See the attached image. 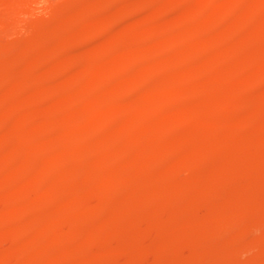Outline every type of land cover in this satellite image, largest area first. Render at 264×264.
<instances>
[{
  "label": "rangeland",
  "instance_id": "rangeland-1",
  "mask_svg": "<svg viewBox=\"0 0 264 264\" xmlns=\"http://www.w3.org/2000/svg\"><path fill=\"white\" fill-rule=\"evenodd\" d=\"M2 1L4 2V4L2 3ZM7 1L8 2H5L4 0H0V2H1L0 5H2V6H0V16H1L0 20L2 21V22L0 21L1 22L0 23V43H1V45H0V60H2V62H4V63H1V61H0V63H1L0 66H2L4 71H6L5 72L6 74L13 76L14 79H12L11 76L4 74L3 72L0 74V84H1V82L3 83L0 85V94L2 92V90H1V87H2V89L6 90V93L8 92L7 93L8 96L12 99L13 98H23V97L29 96L30 100L31 99H33V100H31V101L29 100L26 103V105L23 104L22 106L19 107V109L18 108L14 109L11 106L0 104V127H1L0 128V137L3 136L2 138H0V141L5 138L4 140L5 141L7 140L6 142L9 146L8 147L9 149H7V150L0 149L1 150L0 151V204H1L0 205V225L2 224L1 225L2 227L0 226V238H1L0 239V264H6L4 262L6 257L11 256L12 258H14L19 253H20L19 254L20 256H18V257L22 258L24 260H22L21 262H18V264H26V263L36 264L38 262V260H40V257H43L42 255H44V257H45V258H43L45 261V262H43L44 264H69V262H71V260H73V261L70 264H73V262H74V264H83V263L85 264L86 262H87V264H89L88 262H89L90 258L92 259L90 261L91 262L90 264H94V262H95V264H97V263L98 264H126V262L123 261L125 259L124 255L126 253H127L126 254L127 256H130V254H128V252L129 251H131L129 253L133 252L131 254V256L132 257L134 256L136 258L135 259V261H136V260L140 259L139 256L141 255V253H143V251L148 249V248L150 249V250L148 249L150 251V253L148 254L149 256L146 255L144 258H142L143 260H138L139 264H165L167 262H169L168 264H175V263L176 264H186V263L187 264H204V263L205 264H210V263L211 264H219V262H220V264H225V263L226 264H264V259L261 260V259H258V257H256L259 249L264 248V232H263L264 231V205H263L264 200L260 202L261 198L258 197L260 195L259 193H262V191H263V189L261 188L263 185H261V186L259 185L260 182L262 183V181H260V182H258L259 184L256 183L258 185L254 184L253 185L254 187H252L251 184L248 182V181H250L251 177H253V178L256 177L257 180L259 178V180L261 179L264 181V175H262V174H264V137H260L259 139L258 138L254 139L253 141L249 137L246 138L247 135L248 136L250 135V133L252 132V129L254 130L255 128H257L256 124L261 125V127L264 128V126H263L264 125V83H262V81H264V78H263L264 77V60L257 59L255 56H254V58H251V57L249 58L250 55H252V57H253L254 54L253 53L250 54V53L253 51L252 49L255 46H257V47L261 46L260 48H262V50L264 48V39H263L264 36H262L264 34L260 35L261 38H259L260 36L258 34H256L258 36V39L256 36V39H257L256 40L255 39L256 31L254 30L256 27V29L258 28L257 31L258 30L259 31L261 30L262 32L264 31L263 30L264 29V14H263L264 10H263V13H260V14L259 13L257 14V12H256L257 10H259L260 7L264 6V0H259V1L256 0V2H253L255 0H243L244 2H241L242 0H237V1L236 0H145V1L144 0H136V1L133 0L134 2L132 0H127V1H130V3H131V1L133 3H135V2L137 3V1H138L139 5H141L143 3L141 7H143V5H145L143 8H145V10L148 8L145 14H144V12H140L141 10H139L140 14L139 13L137 14V11L131 9V5H130V8L128 7L129 4L127 2L125 3L126 5L124 7L122 4H120V6H121V8H120L117 6L118 3L115 5L114 3L113 4L103 3V0H82V1H84L83 3L89 2L88 6H92L91 9H89V7L86 6L89 9L88 11L85 12V15L86 16L88 15L86 20H89V23L86 21L88 23L86 25H83L84 23L79 24V23H77V21L72 22L71 19H70V21H71L70 23H72V24L67 22L69 20V18L66 16H68L70 13H71L70 15H72V17H73L72 13L81 12L79 7L76 8L74 6L73 7L69 6V3L72 5L73 0H27L26 2H23L25 0H7ZM76 1L77 0H75L74 2H76ZM113 1H115V0H113ZM116 1H118V0H116ZM222 1H223V3H221ZM28 2L30 4L26 5V3H28ZM118 2H121V0H119ZM80 3H81V1H80ZM197 3H198V6H197ZM254 3L256 4L255 5L256 8L253 7ZM146 4H147V6H146ZM221 4H222V6H221ZM78 5H79V3H77L76 6H78ZM81 5L85 9L84 4H81ZM81 5H79V6L81 7ZM257 5H260V6H257ZM66 6H68L69 8H67ZM218 7H220V8L222 7V10L219 9V11L217 12ZM70 8H72V9H70ZM128 8L130 10H128ZM84 9H82V10L84 11ZM195 9H197V10H195ZM18 10H19V12H18ZM112 10L114 12L115 11L118 12V13L115 12L116 14H114L112 12L114 15H117V16L113 17V14L111 13L112 15H110V17H108L107 20L105 18H103L107 12H109V11L111 12ZM149 10H150V12L156 10L158 13H155V12H153V13H155L157 15L158 14L161 15V13H162V18H161V16H157L158 18L153 17V19H152V17L150 18V16L147 15ZM53 11H54V13H52ZM83 11L81 12V14L82 13L84 14ZM21 12H23V13H21ZM216 12L217 13L221 12V13L213 14ZM250 12L252 13V15H255V14H257V15H255L254 17L252 16V18H251ZM253 12H255V13H253ZM258 12H262V11H258ZM133 13H136V14H133ZM210 13H211V16L209 15ZM204 14L206 17L209 16V18H205V16H203ZM174 15H175V18L173 17ZM4 16L7 18H5ZM163 16H164V18H163ZM65 17L67 18V21H66ZM72 17H70V18H72ZM195 17L198 19V21L196 20L198 23L194 22L195 20H193V19H195ZM216 17H217V19H216ZM219 17L224 18V19H226L228 17L229 20L230 19H231V21L233 20L235 23L234 24L232 21L233 29L231 30L232 26H229L230 27L229 29L227 28V26H221L220 25L221 23L220 24L218 23L219 25L217 26L216 20H218V19L220 20ZM59 18H64L63 19L64 23L65 24L69 23L70 25L67 24L65 26V28H63L61 26L63 29L60 28V24H62L60 22L62 19L58 21ZM79 18L80 17L76 16V20H78ZM81 18H84V17H81ZM103 19H105V20H103ZM228 19L226 22H228ZM7 21H10V22H7ZM231 21H229V22H231ZM4 22H5V24H4ZM82 22H84V20ZM125 23H129L131 26H128V24H127V26L124 27ZM153 23H155V24H153ZM245 23L247 26L250 25L252 27V30L255 32L254 34L251 33L252 35H249L251 37V39L249 36L247 38L248 40L250 39L249 46L247 47V45H244V47L246 46L245 50L247 48L252 50V51L247 50V52H248L247 54H248L249 59L246 60L245 59L246 57L243 58V56L247 55L246 53H245L246 55H244V52H242V56H240L241 59L236 57L238 55L227 56L226 55L227 48H228V52L229 51L233 52L232 49H233L234 45L237 44V46H235L234 48L239 47V45H241V43L243 41L246 42L245 44H247L248 41L247 40L245 41L246 38L244 39V36L247 34V30L246 29L244 30V36L242 34L243 30L240 31V28L242 26H245L244 25ZM8 24H10V25H8ZM65 24H62V25H65ZM122 24H123V26H122ZM240 24L242 26H240ZM68 25L71 27H69ZM234 25L236 26L235 29H234V27H235ZM4 26H5V28H4ZM57 26H59V27H57ZM25 27L28 29L26 30ZM221 27H223V28H221ZM37 28H38V31H37ZM55 28H57V29H55ZM67 28L68 29L70 28V30H68ZM109 28L110 29L113 28L114 30H116V28H120V29H117V30H120L118 32L119 36L116 35L114 38L112 37L110 40L108 39V42L106 43V45H103V46L102 45L101 46H93L90 44L92 42H97V40H100V37L103 36L105 33L103 31L105 29H109ZM122 28H123V30H122ZM177 28H178V31H177ZM49 29H51V30H49ZM194 29L195 30L198 29L197 31L199 33V36H200V34L203 35V36H200L199 40L197 39L198 33H194L195 32ZM29 30H30V32H29ZM45 30L46 31L48 30L47 32H51L53 30L55 33H57L56 35L59 37H57L58 38L57 40L55 39L56 37L53 38L56 43H53L54 46L51 45L52 43L50 44L51 46H53L52 51L50 49L51 47H49L50 52L51 53L54 52V55H55V56L53 55V57H52L53 61H50L49 63H46V62H48V61H46L44 64H42L40 59H36L34 53L33 54L30 53L29 50L32 46H34V47L36 46L35 48H38V47L40 48L42 45H43V49H44V45L46 44V43L44 44V41L42 42L43 44L39 45V46H37V44H35V41L38 40L37 43L39 42L38 44H40L41 43L40 40H43V39L46 40L47 37H45V36H47L46 35L47 32L45 33ZM59 30H60V32H59ZM164 30H167V33ZM173 30H174V32H176V34H174L172 32ZM182 30H183V32H182ZM86 31H87V33H86ZM35 32H38V33L40 32V34H41V32L42 33L44 32V34H42L41 36L37 35V34L35 35V34H33ZM161 32H163L162 33L163 36H164V33H165V35L168 34V37L166 35L165 38L163 37L164 39H162ZM217 32H218V34H217ZM219 32L220 33L223 32V33L220 34ZM55 33L52 32L53 36L55 35ZM169 33L171 34V37L169 36L170 35ZM177 33H179V35L180 34L181 35L185 34V35L178 36ZM159 34L161 36H159ZM33 35L36 36L37 40L35 39V37ZM172 35H173V37H172ZM175 35H177V36H175ZM253 35H254V37H253ZM39 36H40V38H37ZM214 36H216L217 39L214 38ZM201 37L202 38L204 37V38L202 39ZM213 38L216 40H214ZM82 39H84V40H82ZM259 39H260V41H258ZM63 40L64 41L65 40L66 41L67 40L77 41L76 45H73L74 47L70 48V51H71L70 54L67 53V52H69V51H66L67 49L63 50L66 52L62 53V49L64 48ZM92 40H96V41H92ZM238 40H240L241 42H239ZM57 41H58V45H60V46L56 45ZM66 41H65V43H66ZM33 42L35 45L33 44ZM47 42H48L47 44H49V41H47ZM50 42H52V41L50 40ZM259 42L261 45L259 44ZM186 43H187V45H186ZM199 43L200 44L205 43V45H203V47L205 46L204 51H203V47H201ZM47 44H46V46H47ZM78 44L80 47L78 46ZM250 44H252V45H250ZM16 45H20V46L23 45L22 46V47H24L23 49H26L28 51V53L26 51L27 54L26 53L22 54L23 52L17 51L16 48H18V47ZM65 45H67V44H65ZM226 45H229V46L227 47ZM231 45H232V47H231ZM57 46H58V48H57ZM195 46H197V47H195ZM199 46L201 47V49H199V50H201L200 51L201 53H199L198 50L196 49V48H200ZM27 47H30L29 50L27 49ZM135 47H139L141 49L143 47L144 50L146 47H148V50L146 49L145 51H150V52L153 48V50L154 49L155 50L152 53L158 51V54H159L158 57H160V59L163 61L160 62L161 60H159V58L156 56L157 59H156V57H152L155 61L153 59H151V57H147L149 60H145L144 58H138V60H136L134 62H133V60H134L133 59L131 61L132 63L131 62L126 63L123 61H121V62H123V63H121L120 60H122L123 55L126 54L125 52H128V50L133 49ZM179 47H180V50H179ZM39 48L36 49V51L42 49V48H40V49ZM54 48L57 49V51ZM241 48H243V47H241ZM31 49H32V52L35 51L34 48H31ZM58 49L61 51L62 54L60 53V51L58 54ZM183 49H184V51L182 52ZM224 49H226L225 50L226 52H224ZM45 50H46V48H45ZM144 50H143V53L145 52ZM186 51H188V52H186ZM38 52H40V51H38ZM38 52H36V53H38ZM181 52H182V55H181ZM46 53H49V51L48 52L46 51ZM66 53L70 56V57L67 56L68 57L67 60H65L66 59V57H65ZM118 53H119V55H118ZM176 53H178V54H176ZM183 53H185V54H183ZM19 54L20 55L22 54V55L20 56ZM60 54H61V57H63V54L65 55L64 56L65 59H63L64 61H62V59L60 58ZM228 54L230 55V53H228ZM47 55H49V54H47ZM231 55H232V53H231ZM233 55H234V53H233ZM36 56H38V55L36 54ZM140 56H141V53H140L139 57ZM142 56H144V55L142 54ZM104 57H107V58L109 57L108 58V65L109 66L107 65V67L101 66L102 65L101 62L103 61ZM137 57L138 56H136V58ZM164 57L167 58L166 59L167 62L165 64L163 63V62H165ZM69 58H72V59H69ZM255 58H256V61L254 60ZM26 59L28 60V64H27ZM150 59H151V61L153 60L154 64H152ZM243 59H245V60H243ZM36 60H39L40 62H37ZM158 60H159V63H161V64H159L157 62ZM8 62H10V63H8ZM155 62H157L158 65L157 64L155 65ZM124 63H126V64H124ZM9 64H12V65H9ZM13 64H15L16 66H14ZM22 64H23V67L25 65V67L23 68L24 71L21 67ZM182 64H183V66H182ZM153 65H154V67H153ZM233 65L234 66L237 65L236 66L237 71L234 70L235 68L233 69V67H234ZM10 66H14V67H10ZM18 66H20L21 68L19 69ZM64 66H66V67H64ZM4 67H5V69H4ZM59 67H60V69H59ZM177 67L180 68V71ZM2 68L0 67V70H2ZM12 68H14V69H12ZM77 68L82 69L84 71L83 72L84 74L83 75H75L74 71H76ZM223 68H226V69H223ZM9 69L12 71H8ZM90 69H91V71H90ZM131 69H133V70H131ZM232 69L234 70V72H232V73L235 77H232L233 75L231 76L232 73L230 71ZM262 69H263V71H262ZM18 70H21V71L18 72ZM182 70H185L187 75H185V73H184V75L186 77L184 79L182 78V80L180 78V80H181L180 81L178 75L183 76L181 74L183 72ZM186 70H188V72ZM58 71H61L59 73H62V71H63L67 74L65 77H63L64 75H62V77H60L61 79L62 78L63 79L60 80L55 87L52 86V88L54 90L52 88L51 89L54 92H47V93H52L50 96L48 95V97L45 98V96H47V95H44V98L43 97L40 98V95L43 93L45 86L43 87L42 81L39 83L40 78H42V75H39V74H44V75L47 74V76H48V73L51 74V73H56ZM235 71L237 73H235ZM21 72H24V77L25 78L27 77L26 78L27 81L23 77V79H21L23 82L22 81L20 82V80H19L20 78H18V77H19V74ZM27 73L28 74L30 73V74L28 75ZM35 74L38 75L36 77L37 78L39 77V79L34 78L35 83L34 82L31 83L29 80L31 79V81H33V76ZM262 74H263V76H262ZM1 75H4V76L6 75L8 78L4 77L5 78L4 79L3 76H1ZM49 76H51V78L54 79V77H52V74ZM230 76L234 79L228 80V79H230L229 78ZM44 78H45V76H44ZM250 78H252V79H250ZM260 79H263V80H260ZM58 80H59L58 78L55 79L56 82ZM174 81L176 82L175 86L172 85V83ZM259 81H261V82L259 83ZM36 82H38V83H36ZM54 82L52 84H54ZM101 82H103V84ZM111 82H113V83H111ZM43 83L45 84L44 81H43ZM98 83L100 84V86L97 85ZM253 83L254 84L256 83L259 88H257L256 84L254 85ZM252 84L256 87H254ZM102 86H104V89ZM172 86L174 88H172ZM96 88L98 90H96ZM100 88H101V90H100ZM169 89L172 90L173 92L168 93L170 91ZM254 89H255V91H254ZM67 90H68V92H67ZM243 91H244V93H243ZM248 91L250 94L248 93ZM166 92L169 95L168 94L165 95ZM240 92H242V94ZM63 93H65L66 98L69 97V99H67L66 102H64L65 101V95ZM189 93H192V95H194L193 99L191 97V101H192L191 104L186 102L184 100L185 97H183L185 94L188 95ZM25 94H26V96H25ZM44 94H46V93H44ZM94 94H96V96ZM124 94H125V96H127V95L130 96L129 98H128V96L126 97L128 100L125 99ZM171 94L174 96H172ZM61 95H64V96L61 97ZM114 95H115V97H114ZM241 95H243V97ZM165 96H167V98ZM152 97H155V98L158 97L159 98V100H157L158 102L155 100L153 101ZM170 97L173 100L170 99ZM180 97H183V98H181L179 100ZM229 97H231V98H229ZM254 97H257V100ZM158 98H156V99H158ZM243 98H245V99H243ZM61 99L63 100V103H64L63 105L66 106V108L61 107L62 108L61 109V108H57V106L54 108V105L58 104V102ZM102 99H104V100H102ZM106 99L110 100V101H107ZM112 99H113V101H112ZM135 99H136V101H134ZM241 99L244 100L245 102L242 101ZM70 100H71V102H70ZM101 100L105 102L104 105L101 104V102H102ZM208 100H210V101H208ZM175 101H177V102H175ZM227 101L229 103H227ZM241 101H242L243 105H245L244 107H243V105H241L242 104V103H240ZM98 102H100V103H98ZM185 102L188 104L186 105ZM210 102H212V103H210ZM65 103H67V105H65ZM222 103L223 104L225 103V104L223 105ZM233 103H235V104L233 105ZM106 104H108L110 106H108ZM118 104H120V106ZM113 105H114V107H112ZM168 105H170V106H168ZM123 106H125V107H123ZM159 106H161V108H159ZM203 107L205 110L202 112L201 109L203 110ZM217 109H219V110H217ZM222 109H223V111H222ZM261 110H263V111L261 112ZM88 111L90 114L88 113ZM100 111H102V112H100ZM216 111H217V113H216ZM200 112L202 114H200ZM224 112L226 115L224 114ZM88 114L90 115V118H89ZM108 115L109 116L111 115V116L109 117ZM144 115L145 116L147 115V116L144 117ZM257 115H259V116H257ZM84 117H85V119H84ZM114 117H117V118H114ZM226 117L227 118L230 117L229 120L226 119ZM119 119L120 120H127L129 122L126 121V124H123V126H121L122 124L119 125V122H117ZM151 119H152V121H151ZM233 119H234V121H231ZM211 120H213L214 122ZM240 120H242V122ZM78 121L80 124L77 123ZM205 121H206V123H204ZM258 121H259V123L261 121V123L259 124ZM113 122H114V125L113 124L110 125ZM251 122H254V123H251ZM130 123H132V124H130ZM203 123L205 124V127H204ZM49 124H51V125H49ZM143 124H145V125L143 126ZM102 125H104V126L101 127ZM214 125L217 128H215ZM57 126H58V128H57ZM228 126H229L230 130H229ZM104 127H107V128L105 129ZM173 127H174V129H173ZM211 127H213V128H211ZM244 127H247V128H244ZM102 128H104V129H102ZM178 128H181V129H178ZM235 128H238L239 132L242 133L243 136L239 132H238V135H241L242 137L241 136H239V137H241L243 139V140L240 139L241 141H243V142H241V145H242V143L244 144L243 146H240L241 148L240 147L238 149L236 148L241 153H238L236 151V149L234 148L235 153L236 152L238 153V154L236 153L237 155L234 152H232V147H234V146L230 140L231 135H233L235 133V132H231V131L235 130ZM107 129H109V130H107ZM211 129H213V130H211ZM93 130H95L96 134L98 135V137L96 136L97 140L95 139V136H94L95 140L91 139L93 136L91 137L90 134ZM102 130H103V132L105 130L104 134H103ZM178 130H180V131L177 132ZM245 130H247L248 133ZM210 133H212V134H210ZM228 133H229V135H228ZM122 134H124V135H122ZM78 135L82 137L81 140L83 139V140H87V141L83 142V140L82 141L78 140ZM212 135H214V136L216 135L217 137L216 136L214 137ZM65 136L68 137L70 141L75 139L77 136L76 140L79 143V145H78L79 147L78 148L74 147V146H76L75 143L77 141H74V143H72L73 141L70 142L68 140V138L65 139L66 138ZM59 137H61V138H59ZM115 137L117 138V140ZM121 137H122V139H121ZM88 138L91 139L92 141L91 140L89 141ZM210 138H212V139H210ZM63 139H65V140H63ZM59 140H61V143H59L60 142ZM62 140H63L64 144L62 143ZM116 141H119V143H117ZM68 142H70V144L65 145ZM110 142L112 143V145H114L116 142V144L114 146V148H115L114 151H113V147H112L110 152L108 151L105 153H104V151L97 149V147H100V145L110 143ZM124 142H129L131 146L133 145L134 148L136 147L137 149H139L140 152L142 150H144L145 152L144 151H142V152H144V154L146 153V157H148L149 159L148 158L145 159L146 157L143 154H141L139 151H138V153H140L141 156L146 161L149 160V162H147V163L143 162L142 163L141 162L142 157H140L138 153L136 154L133 151H132L133 154L128 153V155H127L125 152H124L125 153L124 154L122 152L123 145H121V143H124ZM217 142L221 143L220 144L221 146ZM87 143H88V145H86ZM216 143L218 144L217 146L224 147V149H226V150L223 149L224 151L228 152L230 150L232 152L231 154L225 153V157L227 154L230 156L234 153L235 155H232V157L230 156V158H228L229 156L227 155V157H226L227 160L223 161V159H222L221 160L222 162L218 161L219 158L218 157H217L218 159L216 158V155H217V153H216L217 147L215 146ZM32 144L34 145V147ZM57 144H58V146H57ZM84 145H86V146H84ZM120 145L122 146V148ZM135 145H137V146H135ZM245 145H247V146H245ZM55 146L61 147V148H58V150L60 152L55 148ZM189 146H191V147H189ZM244 146H245V148H244ZM46 148H47V150H46ZM50 148L57 150V152H59L61 155H68L69 157L67 159L71 162H69L67 159L63 158L61 155L58 157V159L56 158L57 160L54 159L56 161H54V160L47 161L45 159L40 160L41 158H38V156L35 157L34 154L33 155L31 154V152L36 153L38 151L41 152L42 150L48 151V149H50ZM73 148L75 149V151H77L79 149L78 153L83 155V156H81L79 154V156L82 158L85 157L86 160H85V158L84 159L77 158V159H79L77 161H75L76 158H75V160H72V155H70V154H72L74 152ZM163 148H164V151H163ZM215 148H216V151H215ZM246 148H247V150H246ZM135 149H134V151H135ZM201 149H205L202 151L203 152L206 151V153H203L201 151ZM8 150H9V152H8ZM19 150L21 151V153ZM190 150L193 152L192 156H189L190 158L183 156L185 153L188 154L187 151L190 152L189 155H191ZM198 150L201 152H199ZM22 151H25V152H22ZM136 152H137V150H136ZM182 152H184V154ZM207 152H208V154H207ZM66 153H68V154H66ZM101 153H103V154H101ZM248 154H249V156H248ZM93 155H95V156H93ZM97 155H98V157H97ZM258 155H260V156H258ZM31 156H32V158H31ZM91 156H93V157H91ZM158 156L161 158H159ZM208 156H210V157H208ZM239 157H241V158H239ZM202 158L204 161L202 160ZM226 158H224V159H226ZM199 159H201V161H199ZM216 159H217V161H216ZM240 159H241V161H239ZM64 160H66V161L64 162ZM145 160H142V161H145ZM84 161L86 163H84ZM96 161H98V163ZM158 161L161 163H158ZM256 161H258V162L256 163ZM31 162H32V164H31ZM204 162H206V163H204ZM96 163H97V166H96ZM84 164H87V165H84ZM188 164H190V165H188ZM6 165L8 167H6ZM31 165H33V168ZM94 165H95L94 169L96 168L95 170L99 169L96 171L98 175L96 176V173H95V177H93L94 174H92L95 172V170L93 169V167H90V166H94ZM160 165L162 167H160ZM204 165H205V167H204ZM106 166H107V168H106ZM127 166H128V168H129V166L130 167H132V166L138 167L137 170L135 168L136 173L138 174V172H141V173H139L140 176L142 173L144 174V176H146L145 178H143L144 179L143 182H141L139 180V174H138V177L136 178L137 181L134 180V181L130 182L129 180H127V178H128ZM198 166H200V167H198ZM238 166H239V170L237 168ZM251 166H252V169H251ZM101 167L104 168L105 170H103ZM65 168H66V170L68 169L67 170L68 172L65 170ZM115 168L117 170H115ZM253 168H255V169H253ZM62 169H64V170H62ZM181 169L182 170L184 169L187 172L181 173ZM161 170H163V171H161ZM85 171H87L88 173ZM115 171H116V173H115ZM155 171L158 172L157 174L159 175V177H160L161 173H163V175L165 174L164 171L167 172L168 175L165 174L163 176L161 174L163 177L167 176V178H165L166 180H163V183L165 181L166 184L162 183V179H163V178L161 179L162 176L160 177L161 180H159V178L157 177L158 176L157 174H156L157 176H155V174L153 173ZM189 171H190V173H189ZM195 171H198V172H195ZM255 171H257V172H255ZM258 171H260V172L258 173ZM101 172H103L104 174H102ZM27 173H28V175H26ZM29 173H31V174H29ZM80 173L81 174L83 173V175L81 176ZM151 173H153V174L151 175ZM21 174H22V176H21ZM177 174H178V176H177ZM179 174H181V175L186 174V175L181 176ZM224 174H225V176H224ZM23 175H25V176H23ZM85 176L89 180L91 179V177L92 178L97 177L98 178L97 180H99V182H102V183L100 184L98 181L95 180L97 183H99V185H97V187L94 188L96 190H94V189L89 190L88 188H80V190H79L78 186L75 185L77 182L76 178L78 177V179H79V178L85 177ZM196 176H197V178H196ZM108 177L110 179H108ZM142 177H140V179ZM183 177H185V178H183ZM192 177H193V179H192ZM24 178H25V180H24ZM68 178H71V179L68 180ZM151 178L152 179L154 178V179L152 180ZM224 178H226V179H224ZM22 179H23V181H22ZM46 179L49 181H47ZM65 179L67 180V182L69 184H72L73 180H74L75 184L73 183L66 190L67 195H65V197L63 196V198H61L64 201L61 199H60L61 201H59V199H58V201H55V204H54L53 200H54L55 196H56V198H58L56 195L57 193H58V195L61 194L60 193V191H61L60 186L63 184V182L66 181ZM113 179L116 181H114ZM148 179H150V181ZM168 179H170V180L168 181ZM173 179H174V183H173ZM190 179H191V181H190ZM91 180H93V179H91ZM109 180H111L112 182ZM157 180H159V181H157ZM179 181H181L182 183H180ZM153 182L154 183L160 182L161 184L165 185V187H168L167 190H169L173 185L176 184V186H177V184H178L177 188L180 190L179 192H181L183 190V189H180L181 185H182L181 187H183L184 189L185 188L186 189L193 188L194 192L196 190L195 188L198 186L199 189H201V192L197 189L200 192L199 195H201L200 197H202L204 195V197H203L204 199L202 198L203 199L202 200L199 198L201 200V202H199L197 204V208L194 209L195 203L193 202L194 201L193 199H195V198L193 197V199H192V196H194V195L191 196L190 195L191 192L187 191L185 189L187 192L182 191V193L184 192L183 194H177L176 193V194L172 195L173 198H169V196H168L169 194L166 195L167 197L164 196L163 198L161 197V196H163L162 194L160 195V197L157 194L156 197H158V198L156 200V198L154 196H153L154 198H151L152 194H154V191H155V194L157 191V189L154 191L152 190V189H155V187L157 188V185L154 184ZM168 182H170V183L168 184ZM189 182H191V183L188 184ZM223 182H224V184H223ZM13 183H15V184H13ZM103 183H105L104 185L106 187L101 186ZM107 183H109V184H107ZM141 183H144V184L146 183V184L142 185ZM160 183H159V185H160ZM179 183L181 185H179ZM111 184L114 185L113 186L114 188L112 187ZM127 184H128V186H127ZM73 185H75V186H73ZM140 185H142L144 188H142V186H140ZM170 185H171V187H170ZM191 185H193V186H191ZM200 185H202V186L200 187ZM121 186H122V188H121ZM135 186H136V188H135ZM153 186H154V188H151ZM219 186H220V188H219ZM187 187H189V188H187ZM146 188H148V189H146ZM174 188L175 187L173 186V189ZM204 188H205V190H204ZM213 188H216V189H213ZM256 188H259V189H256ZM35 189H37V190H35ZM115 189H116V191H114L112 193V190H115ZM150 189H151V191H150ZM173 189L172 190L170 189V190L173 191ZM193 189H191V191ZM221 189H222V191H221ZM236 189H238V190H236ZM254 189H256L255 192H254ZM5 190H7V191H5ZM38 190H39V192H38ZM119 190L121 191V193L117 194L118 192H120ZM197 190H196V192H197ZM233 190H234V192H233ZM242 190L243 191L246 190L248 192V194L250 195V197H249L250 199L248 201L249 205L246 204V205H244L245 207H241L238 210L233 209L234 211L224 209L223 206H221V203L223 204V202L225 200L233 198L237 193L242 192ZM31 191H32V193H31ZM57 191H59V192H57ZM123 191H126V192H123ZM169 191H167V193ZM108 192L111 194H109ZM194 192L191 194H194ZM204 192L206 195L204 194ZM122 193H123V196H121ZM125 193H127V194H125ZM100 194H102V196ZM105 194H107L108 196ZM112 194L114 195V197ZM145 194H146V196H145ZM163 194H165V193H163ZM219 194L222 196V198H221V196H219ZM26 195H28V196L26 197ZM175 195H179V196L174 197ZM215 195L218 197H216ZM97 196H99V197H97ZM143 196H145L147 199H145ZM181 196L183 198H181ZM59 197H60V195H59ZM184 197H185V199H184ZM207 197H212L213 201H211L212 198L207 199ZM219 197H220V199H222L221 201H223V202L220 201ZM159 198H161L160 200L163 199V202L159 201L158 200ZM217 198L219 201L217 200ZM258 198H260V199H258ZM112 199L114 201H112ZM106 200L108 201V204H107V202H105ZM115 200H116V202H115ZM139 200H140V202H139ZM207 200H208V202H207ZM209 200L213 204L212 205L213 207L211 206L212 208L210 207V205H208V204H211ZM5 201H7V202H5ZM32 201H35V202L37 201L39 206L42 203L43 206H41V207H44L47 209H48V206H49V208L51 207L50 210H53L55 212V216L52 217L53 219L52 218L51 219L44 218L35 209H33L32 207L30 208V203ZM92 201H93V204L91 203ZM166 201H168V202H166ZM43 202H45V203H43ZM135 202H136V204H135ZM138 202H139V204L137 205ZM173 202L177 203L179 206L177 204H174ZM202 202L205 204L207 203V204L204 205ZM13 203H15V204H13ZM49 203H51V204H49ZM97 203H100V204H97ZM104 203H105V207L107 209L106 208L104 209ZM166 203H169L168 207H167ZM7 204L10 206H8ZM53 204L54 205L58 204V205L53 206ZM171 204H172V206H171ZM181 204H182V206H181ZM27 205H29L28 208H27ZM141 205H143L144 208ZM174 205L175 206L177 205V206L175 207ZM183 205L186 207H184ZM188 205H189V207H188ZM118 206L121 207V208L119 207L121 210H119ZM126 206H129V207L127 208ZM134 206H138V208L136 207V210L138 209L137 210L138 214L136 213ZM173 206H174V208H173ZM88 207H90V208H88ZM209 207H210V209H209ZM139 208H140L141 212H140ZM161 208H163V209L161 210ZM171 208H173V210ZM28 209L32 210L31 212H34V214H32L30 212V210H28ZM132 209L135 210L134 214L138 215V216L133 215L132 217H134V216L139 217V219L135 218V217H134L135 218L134 219V218H131L128 216V215H130L129 213H131L133 211ZM214 209H215L216 213H215ZM229 209H231V208H229ZM84 210L87 211V213L84 212ZM94 210H96V212ZM103 210H105V211H103ZM170 210L173 212H171ZM100 211H102V212H100ZM125 211H126V213H125ZM165 211H167V212H165ZM183 211H186L185 215L182 214ZM189 211H191V212H189ZM227 211H228V214H227ZM236 211H238V213ZM206 212H207V214H206ZM99 213H101V214H99ZM103 213H104V215H103ZM194 213H195V215H194ZM89 214H91V215L89 216ZM151 214H153V215H151ZM167 214H168V216H167ZM188 214H190V216ZM209 214H210V216H209ZM95 215H96V217H95ZM65 216H66V218H65ZM92 216L94 218L90 219V217H92ZM148 216H151V217L155 216V217H153L149 220L147 219L146 224L148 223L149 225H144L143 222H142L143 226L140 225L142 227L148 226V227H146L148 230H145L146 228H141L140 226H138L140 228H138V227L135 228L133 226V225H135L134 223L132 225H130L131 223L129 224V219H128V222H126L128 217L131 219H134L135 221L136 220L140 221V219H144V217L148 218ZM177 216H178V218H177ZM179 216H182V218L181 217L179 218ZM193 216H194V218H193ZM213 216L219 220L220 224L218 222L214 221ZM25 217H26V219H25ZM97 217L99 219L98 222H96ZM203 217H205V218H203ZM125 218H126V221L123 220ZM211 218L213 219L214 222H211L212 221ZM45 219H46V221H45ZM120 219L123 220L122 222L125 225L123 228H120V226H119L122 223V222L119 223ZM220 219H221V221H220ZM91 220L93 222L97 223L98 226L95 223H94L95 225L93 226V223H91ZM151 220H152V223H150ZM174 220H176V221H174ZM178 220L180 223L184 221L183 223L186 224L185 226H187V224L189 226H187L188 227L187 229L181 227L182 228L181 231L184 234L181 231L180 232L178 231L179 232L178 235L180 233H182L181 234L182 236L179 235L178 239L173 238L174 240H172V239L170 240V237L172 238L173 234L175 233V235H176L177 233L174 230H173V232H174L173 233L172 230H169V229L171 227H173L174 225H176L178 223ZM181 220H183V221H181ZM130 221H132V220H130ZM154 221H155V223H154ZM196 221H197V223H196ZM199 221H201V222H199ZM203 221H204V223H203ZM207 221L214 223V224L216 222L217 223V226L215 225L216 227H218V224L221 225L220 226L221 229L218 228L220 230L219 231L220 233L217 232V230H216L217 233L213 231L214 234H213V232H210L209 228H208L209 224ZM4 222H6V223H4ZM125 222L128 224H126ZM74 223H76V224L74 225ZM117 223H119V225H117L118 229L115 230V227H114V230H113V227H112L111 232H108L109 229L107 228L108 229L107 230L105 225L107 224V227H108V225L110 226V224H111V226L113 224H115L114 226H116ZM135 223H137V222H135ZM140 223L141 222H139V224ZM171 223H173V224L171 225ZM183 223H181V225H183ZM84 224H85L86 228L83 227ZM123 224H121V225L123 226ZM154 224H156V225H154ZM194 224H195V226H194ZM69 225L72 227L71 228L72 230L70 229ZM91 225H92V227H89ZM233 225L235 227H233ZM95 226L97 228H95ZM129 226L131 227V229L134 228L135 230H138V233L135 230L131 231ZM190 226H192V228H190ZM211 227H213V226H211ZM230 227L231 228L233 227V230H230L231 229ZM236 227H238V228H236ZM68 228H69V231L71 230L70 233L67 231ZM83 228H84V230H86V233L83 230ZM157 228H159V229L161 228L162 232L163 231H165V232L169 231L172 233H170L169 236H167L168 235L167 232H166V234L161 233L163 236H161V234H160L159 238H158V235H157L158 233L156 231ZM18 229H19V231H18ZM142 229L144 232H141ZM154 229H155V231H154ZM180 229H178V230H180ZM82 230L84 232H82ZM104 230H106V231H104ZM237 230L240 231V233H239L240 234L239 235L240 240H239V242L238 241L235 242L236 244H233V242H231V240H232V237H234L233 235H235L234 233H236ZM126 231H128V232H126ZM201 231H202V233H201ZM18 232L20 234H16ZM99 232H102V234H100ZM227 232H229L230 234ZM1 233H2V235H1ZM67 233L69 235H67ZM72 233H76V234H72ZM95 233H97V234H95ZM114 234H116V235H114ZM139 234H140V236H139ZM141 234L146 239L143 238V236ZM221 234H224V235H221ZM72 235H74V236H72ZM106 235H108V236H106ZM22 236H23V238H22ZM94 236H95V238H94ZM104 236H106V237H104ZM49 237H51V238H49ZM59 237L61 238V240L59 239ZM71 237H73V238L75 237V239H76L75 241L72 238V240L75 243H73L72 240H70ZM86 237H88V238H86ZM123 237L125 239H123ZM130 237H131V239H130ZM175 237H177V236H175ZM200 237H203V238H200ZM142 238L145 241L141 240ZM187 238H189V239H187ZM198 238H199V240H198ZM216 238H218L217 241L215 240ZM12 239H13V241H11ZM77 239H81V240L77 241ZM82 239H84V240H82ZM97 239H99V240H97ZM109 239L111 241H109ZM166 239H168L170 241H168ZM102 240L103 241L105 240L104 243ZM112 240H116V242H113ZM125 240H127V241H125ZM138 240H139V242H138ZM147 240H148V242H147ZM177 240H178V242H177ZM219 240H220V242H219ZM195 241H198L197 242L198 244H196ZM67 242H68L69 246H68ZM117 242H118V244H117ZM57 243H58V245H57ZM95 243L99 244V245H96ZM100 243H101V245H100ZM142 243H144V244H142ZM9 244H11L13 246H11ZM70 244H72L73 246ZM74 244H76V245L74 246ZM91 244L94 246H92ZM129 244H130V246H132L133 244H136L137 246L139 245L137 247V249L139 251H142V252H138L137 249H136L137 252H135L136 250L134 251V248H133L134 246L130 247ZM140 244H142V245H140ZM81 245H83V246H81ZM106 245H108V247H106ZM146 245L149 247H146ZM150 245H152V247ZM61 246H62V248H60ZM70 246L72 247V249L70 248ZM110 246H115L116 249L114 250V248L110 247ZM143 246H144V248H143ZM163 246H164V249H163ZM34 247H36V248H34ZM65 247L66 248L68 247V248L66 249ZM77 247H78V249H77ZM87 247H88V250H87ZM93 247H94V249H93ZM128 247H130L129 251L127 250ZM158 247H160V248H158ZM241 247H243V248H241ZM55 248L56 249L58 248L57 251ZM96 248H98V250H100V251L98 252V250H96ZM109 248L112 250H109ZM215 248L217 251L215 250ZM54 249H55L56 253H55ZM74 249H77V250H74ZM241 249H243V250H241ZM52 250L55 253V255L59 253L60 257L58 255H56V257L54 255L51 256L50 254H51ZM15 251H17V253L13 254V253H15ZM58 251H60V252H58ZM73 251L74 252L76 251L75 252L76 255L74 254ZM87 251H88V254H87ZM168 251L170 254H168ZM214 251L216 253L213 254ZM83 252L85 253V255H83L84 254ZM135 253H137L138 255L140 254L138 256L139 257L138 259H137V254H136V256L134 255ZM218 253H219V255H218ZM77 254H79L78 255L79 258L77 256ZM117 254H118V256H117ZM160 254H162V256H165V257L160 256ZM165 254H168V255H165ZM24 255H26L28 259H26V256H24ZM119 255H120V257H119ZM209 255H210V257H209ZM23 256L25 258H23ZM83 256H84V258H83ZM88 256H90V257L87 259L88 260L87 261V260H85V258H87ZM101 256H103V257L101 258ZM18 257L16 256V258H18ZM33 257L37 258V260H34ZM146 257H148V258H146ZM166 257H168V259L170 258V260H168ZM221 257H223V258H221ZM75 258H78V259L76 260ZM120 258H122V261ZM171 258H172V261H171ZM253 258H254V261H253ZM94 259L96 261H94ZM62 260H63V262H62ZM84 260H85V262H84ZM166 260H168V261H166ZM16 261H19V260L16 259ZM35 261H37V262H35ZM92 261H93V263H92ZM181 261L183 263H181ZM187 261H189V262H187ZM246 261H248V262H246ZM24 262H26V263H24ZM79 262H81V263H79ZM170 262H172V263H170ZM177 262H179V263H177ZM212 262H214V263H212ZM15 263L17 264V262H15ZM43 263L41 261V264H43ZM132 264H138V262H134Z\"/></svg>",
  "mask_w": 264,
  "mask_h": 264
},
{
  "label": "bare ground",
  "instance_id": "bare-ground-1",
  "mask_svg": "<svg viewBox=\"0 0 264 264\" xmlns=\"http://www.w3.org/2000/svg\"><path fill=\"white\" fill-rule=\"evenodd\" d=\"M4 1H5V2H8L7 0H4ZM26 1H27V0H25V1H23V2H26ZM74 1H75V0H73L72 5L69 3V6H70V7H71V6H72V7L74 6V7H76V8L79 7L80 11L82 12V11H83L82 9H84V7H83L81 4H84V6H85V9H84V11H83L84 14H83V13L81 14V12H79V13H72V14H73V17H74V18H73L72 15H70V14H71V13H70L68 16H66V17L69 18L68 21H67V18L65 17L66 21L69 22V23H70L71 21H72V22L77 21V23H79V24H80V23H82V24L84 23L83 25L88 24V23H89V20H86L88 15L86 16V15H85V12L88 11L89 9H91L92 6H88V3H89V2H88V3L85 2V3H86V4H85V3H83L84 1H82V0H77L76 2H74ZM78 1H79V2H78ZM80 1H81V3H80ZM107 1H108V2H107ZM112 1H113V0H103V3H110V4H113V3H114L115 5L118 3L117 6L121 8L120 4H122L123 7H124V6L126 5L125 3L127 2V3L129 4L128 7L130 8V5H131V9L137 11V14L139 13V10H141L140 12H144V14H145L146 11H147V9H148V8H147V9L145 10V8H143L145 5H143V7H141L143 3H142L141 5L138 4V1H137V3H136V2L133 3V2L136 1V0H134V1L132 0L133 2L131 1V3H130V1H127V0H126V1H125V0H121L122 3H121V2H118L119 0H118V1L115 0V1H113V2H112ZM144 1H145V0H144ZM236 1H237V0H236ZM257 1H259V0H257ZM21 2H22V1H21ZM70 2H71V1H70ZM111 2H112V3H111ZM123 2H124V3H123ZM239 2H240V1H239ZM241 2H244V1L242 0ZM253 2H256V0L253 1ZM0 3H1V2H0ZM2 3L4 4L3 1H2ZM75 3H76V4H75ZM77 3H79V5H81L82 8H81L79 5L76 6ZM221 3H223V1H222ZM258 3H259V2H258ZM258 3H257V4H258ZM5 4H6V3H5ZM8 4H9V3H8ZM27 4L29 5L30 3L28 2V3H26V5H27ZM74 4H75V5H74ZM93 4H94V3H93ZM67 5H68V4H67ZM255 5H256V4L254 3V4H253V7H254V8H256ZM0 6H2V5H0ZM7 6H8V5H7ZM86 6L89 7V9H88ZM146 6H147V4H146ZM197 6H198V3H197ZM221 6H222V4H221ZM249 6H250V5H249ZM257 6H260V5H257ZM25 7H26V6H25ZM66 7L69 8L68 6H66ZM104 7H105V6H104ZM148 7H149V6H148ZM150 7H151V6H150ZM223 7H224V6H223ZM5 8H6V7H5ZM19 8H20V7H19ZM129 8H128V10H130ZM263 8H264V6H263V7H260L259 10L256 11L257 14H258V13H259V14H260V13H263V10H264ZM11 9H12V8H11ZM70 9H72V8H70ZM150 9H151V8H150ZM198 9H199V8H198ZM219 9L222 10V7H221V8L218 7L217 12L219 11ZM133 10H132V11H133ZM152 10H153V9H152ZM195 10H197V9H195ZM258 11H262V12H258ZM18 12H19V10H18ZM112 12H113L114 14L118 13L117 11H115V12H116V13H115V12L112 10L111 12H110V11L107 12V13H106L107 16L104 15L103 18H105V19L107 20L108 17H110V15L113 14ZM153 12L158 13L156 10H155V11H151V12H150V10H149V12L147 13V15H149L150 18L152 17V19H153V17H157V16H161V18H162V13H161V15H160V14L157 15V14H155V13H153ZM174 12H175V11H174ZM213 12H214V11H213ZM217 12H216V13H213V14H219V13H221V12H219V13H217ZM251 12H252V11H251ZM251 12H250V14H251L250 17H251V18H252V16L254 17L255 15H257V14L252 15ZM16 13H17V12H16ZM21 13H23V12H21ZM52 13H54V11H53ZM111 13H112V14H111ZM122 13H123V12H122ZM131 13H132V12H131ZM253 13H255V12H253ZM78 14H79V15H78ZM114 14H113V17H114V16H117V15H114ZM133 14H136V13H133ZM139 14H140V13H139ZM223 14H224V13H223ZM263 14H264V13H263ZM51 15H52V14H51ZM51 15H50V16H51ZM75 15L78 16V17H80V18L78 19L79 21L76 20V16H75ZM108 15H109V16H108ZM201 15H202V14H201ZM209 15L211 16V13H210ZM225 15H226V14H225ZM98 16H99V15H98ZM203 16H205V14H204ZM226 16H227V15H226ZM241 16H242V15H241ZM0 17H1V16H0ZM4 17H5V16H4ZM9 17H10V16H9ZM16 17H17V16H16ZM18 17H19V16H18ZM54 17H55V16H54ZM70 17H72V18H70ZM81 17H84V18H81ZM173 17L175 18V15H174ZM222 17H223V16H222ZM2 18H3V17H2ZM5 18H7V17H5ZM157 18H158V17H157ZM159 18H160V17H159ZM163 18H164V16H163ZM199 18H200V17H199ZM205 18H209V16H208V17L205 16ZM211 18H212V17H211ZM219 18H220L221 21H220L219 19H218V20H219L220 22H219L218 20H216V22H217V23H216L217 26L221 23V24H220L221 26H227V28L229 29V28H230L229 26H232L233 23H234V21L232 20V21H233V23H232L231 19L229 20L228 17H227L226 19L221 18V17H219ZM61 19H62V20H61ZM63 19H64V18H59L58 21L61 20L60 23L65 24L64 21H63ZM70 19H71V21H70ZM73 19H74V20H73ZM81 19H82V20H81ZM105 19H103V20H105ZM200 19H201V18H200ZM214 19H215V18H214ZM216 19H217V17H216ZM223 19H224V20H223ZM227 19H228V22H226ZM242 19H243V18H242ZM256 19H257V18H256ZM3 20H4V19H3ZM83 20H84V22H82ZM193 20H195L194 22L198 23V22H197L198 19H197L196 17H195V19H193ZM196 20H197V21H196ZM254 20H255V19H254ZM0 21H1V20H0ZM10 21H11V20H10ZM10 21H7V22H10ZM66 21H65V22H66ZM86 21H87L88 23H87ZM139 21H140V20H139ZM229 21H231V22H229ZM246 21H247V20H246ZM1 22H2V21H1ZM1 22H0V23H1ZM203 22H204V21H203ZM235 22H236V21H235ZM60 23H59V24H60ZM69 23H67V24H69ZM206 23H207V22H206ZM218 23H219V24H218ZM238 23H239V22H238ZM241 23H242V22H241ZM4 24H5V22H4ZM10 24H11V23H10ZM10 24H8V25H10ZM62 24H60V28H62V27L65 28V26L67 25V24H65V25H62ZM70 24H72V23H70ZM70 24H69V25H70ZM127 24H128V26H131L129 23H125L124 27H126ZM153 24H155V23H153ZM234 24H235V23H234ZM11 25H12V24H11ZM57 25H58V24H57ZM69 25H68V26H69ZM196 25H197V24H196ZM236 25H237V24H236ZM244 25H245V26H242V25L240 24V26H242V27L240 28V31L243 30V31H242V34H243V36H244V30H245V29L247 30V34L244 36V39L246 38L245 41H246V40L248 41L247 44H245L246 42L243 41L244 43L242 42L241 45H239V47L234 48L235 46H237V44L234 45V47H233L234 50L231 48L233 52H230V51L228 52V48H227V50L224 49V52L227 51V53H226L227 56H236V55H238V56H236V57H238V58L241 59L240 56H242V52H244V55H246V54L248 53L247 50H251V49H249V48H247V49L245 50L246 46L244 47V45H247V47L249 46L250 39H251V37H250L249 35H252L251 33L254 34L255 32L252 30V27H251L249 24H248L249 26H247L246 23H245ZM27 26H28V25H27ZM41 26H42V25H41ZM51 26H52V25H51ZM61 26H62V27H61ZM68 26H67V27H68ZM122 26H123V24H122ZM234 26H235V25H234ZM6 27H7V26H6ZM28 27H29V26H28ZM57 27H59V26H57ZM69 27H71V26H69ZM120 27H121V26H120ZM124 27H123V28H124ZM190 27H191V26H190ZM4 28H5V26H4ZM25 28H26V27H25ZM63 28H62V29H63ZM81 28H82V27H81ZM123 28H122V30H123ZM127 28H128V27H127ZM172 28H173V27H172ZM175 28H176V27H175ZM196 28H197V27H196ZM221 28H223V27H221ZM235 28H236V26L234 27V29H235ZM238 28H239V27H238ZM27 29H28V28H26V30H27ZM55 29H57V28H55ZM55 29H54V30H55ZM67 29H68V28H67ZM117 29H120V28H116V30H114L113 28H111V29H110V28H109V29H105L106 31H105V30L103 31V32H105V33H104L103 36H101L102 38L100 37V40H97V42H92V43L89 42V43H90L91 45H93V46H101V45L103 46V45H106V43L108 42V39L110 40L112 37L114 38L116 35L119 36V35H118V32H119L120 30H117ZM216 29H217V28H216ZM228 29H227V30H228ZM232 29H233V26L231 27V30H232ZM257 29H258V28H257ZM257 29H256V27H255V29H254V30L256 31V33H255V39H256V36H257L256 34H258L259 36L262 35V34H264V31H263V32H262L261 30H260V31H259V30L257 31ZM262 29H263V28H262ZM49 30H51V29H49ZM68 30H70V28H69ZM122 30H121V31H122ZM175 30H176V29H175ZM194 30H195V29H194ZM197 30H198V29H197ZM197 30H195V32H194V31H193V32H194V33H198ZM227 30H226V31H227ZM263 30H264V29H263ZM33 31H34V30H33ZM37 31H38V28H37ZM40 31H41V30H40ZM47 31H48V30H47ZM47 31L45 30V33H46ZM55 31H56V30H55ZM164 31H166V33H167V30H164ZM177 31H178V28H177ZM220 31H221V30H220ZM223 31H224V30H223ZM29 32H30V30H29ZM29 32H28V33H29ZM52 32L55 33L53 30H52L51 32H47V33H46L47 36L44 35L45 37H47L46 40L42 38L43 40H40V41H41L40 44H38L39 42L37 43L38 40L36 39V36H35V35L37 34V35H40V36H41L42 34H44V32H43V33L41 32V34H40V32H39V33H38V32L33 33V34H35V35H33V36H34L35 39L37 40V41H35V44H37V46L42 45V44H43V43H42L43 41H44V44H45V43L47 44V43H48L47 41H49V44H47V46H46V44L44 45V49H43V45L40 47V48H42L43 50L40 49V48L38 47V48L40 49V50H38V51H40V52L36 51V49H38V48H35L36 46H35V47H34V46H32V47L30 46L31 48H34V50H35V51L33 50L34 52H32V49H31L30 47H27L28 50H29V48H30L29 52L32 53V54L34 53L36 59H40V61H41L42 64H44L46 61H48V62H46V63H49L50 61H53V60H52V57H53V55H54V52H52V53H53V54H52V53L50 52V49H51V51H52V48H53V46H54L53 43H56V42L54 41L53 38L56 37L55 39L57 40V39H58L57 37H59V36L56 35L57 33H55V35L53 36ZM59 32H60V30H59ZM169 32H170V31H169ZM172 32H173L174 34H176V32H174V30H173ZM182 32H183V30H182ZM213 32H214V31H213ZM224 32H225V31H224ZM245 32H246V31H245ZM28 33H27V34H28ZM86 33H87V31H86ZM159 33H160V32H159ZM162 33H163V32H161L162 39H164L166 35H167V37H168V34L165 35V33H164V36H163ZM170 33H171V32H170ZM170 33H169V34H170ZM180 33H181V32H180ZM219 33H220V32H219ZM221 33H223V32H221ZM221 33H220V34H221ZM102 34H103V33H102ZM133 34H134V33H133ZM157 34H158V33H157ZM210 34H211V33H210ZM217 34H218V32H217ZM217 34H216V35H217ZM60 35H61V34H60ZM71 35H72V34H71ZM90 35H91V34H90ZM161 35L159 34V36H161ZM177 35L180 36L181 34L179 35V33H177ZM177 35H175V36H177ZM183 35H185V34H182L181 36H183ZM195 35H196V34H195ZM40 36L37 37V38H40ZM44 36H43V37H44ZM169 36L171 37V34H170ZM197 36H198L197 39L199 40L200 36H203V35L200 34V36H199V33H198ZM248 36L250 37L249 40L247 39ZM262 36H264V35H262ZM68 37H69V36H68ZM163 37H164V38H163ZM167 37H166V38H167ZM172 37H173V35H172ZM253 37H254V35H253ZM72 38H73V37H72ZM84 38H85V37H84ZM160 38H161V37H160ZM201 38H202V37H201ZM203 38H204V37H203ZM203 38H202V39H203ZM214 38H216V36H214ZM214 38H213V39H214ZM240 38H241V37H240ZM242 38H243V37H242ZM259 38H261V36H260ZM33 39H34V38H33ZM52 39H53V40H52ZM61 39H62V38H61ZM69 39H70V38H69ZM96 39H97V38H96ZM216 39H217V38H216ZM216 39H214V40H216ZM234 39H235V38H234ZM257 39H258V36H257ZM257 39H256V40H257ZM263 39H264V38H263ZM50 40H51L52 42H50ZM75 40H76V39H75ZM82 40H84V39H82ZM192 40H193V39H192ZM45 41H46V42H45ZM60 41H61V40H60ZM65 41H66V40H65ZM65 41L63 40V42H64V43H63V44H64V48L62 49V53H63V52H66V51H69V52H67V53L70 54V52H71V51H70V48L74 47L73 45H76V42H77V41L70 40V41H71V42H70L69 40H67L66 43H65ZM88 41H89V40H88ZM92 41H96V40H92ZM188 41H189V40H188ZM238 41L241 42L240 40H238ZM258 41H260V39H259ZM24 42H25V41H24ZM164 42H165V41H164ZM199 42H200V41H199ZM226 42H227V41H226ZM2 43H3V42H2ZM5 43H6V42H5ZM5 43H4V44H5ZM51 43H52V44H51ZM141 43H142V42H141ZM33 44H34V42H33ZM35 44H34V45H35ZM50 44L53 45V46H51ZM65 44H67V45H65ZM87 44H88V43H87ZM199 44H200V43H199ZM212 44H213V43H212ZM238 44H239V43H238ZM259 44H260V42H259ZM0 45H1V43H0ZM26 45H27V44H26ZM56 45H58V41H57V44H56ZM140 45H141V44H140ZM144 45H145V44H144ZM183 45H184V44H183ZM186 45H187V43H186ZM203 45H205V43H203V44L201 43V44H200L201 47H203ZM208 45H209V44H208ZM250 45H252V44H250ZM256 45H257V44H256ZM260 45H261V44H260ZM8 46H9V45H8ZM16 46L18 47V48L15 47L17 51H19V52H23L22 54L26 53L27 50H26V49H23V48H24V47H22L23 45H21V46H20V45H16ZM58 46H60V45H58ZM58 46H57V48H58ZM67 46H68V47H67ZM69 46H70V47H69ZM78 46H79V44H78ZM200 46H199V47H200ZM226 46L228 47L229 45H226ZM253 46H254V45H253ZM21 47H22V48H21ZM47 47H48V48H47ZM49 47H51V48L49 49ZM55 47H56V46H55ZM79 47H80V46H79ZM184 47H185V46H184ZM195 47H197V46H195ZM201 47H200V48H196V49L198 50L199 53H201V52H200L201 50H199V49H201ZM204 47H205V46H204ZM204 47H203V51H204ZM210 47H211V46H210ZM231 47H232V45H231ZM241 47H243V48H241ZM260 47H261V46H260ZM260 47H259V46H258V47L255 46V47L252 49L253 51L251 50L252 52L250 53V54L253 53L254 55H253V57H252V55H250L249 58H250V57H251V58H254V56H255L257 59L264 60V48H263V50H262V48H260ZM45 48H46V50H45ZM149 48H150V47H149ZM225 48H226V47H225ZM54 49H55V48H54ZM66 49H67V50H66ZM68 49H69V50H68ZM142 49L144 50L143 47H142ZM142 49L139 48V47H135V48H133V49L128 50V52H125V53H126L125 55L122 54V55H123V58H122V60H120V62L123 61V62H126V63H130L133 59H134V60H133V62H134V61L138 60V58H144L145 60H149L147 57H151V59H153L152 57H156V56L158 57V55H159V54H158V51L152 53V52L155 50V49L153 50V48H152V50H151V52H150V51H145L146 49L148 50V47H146L145 50H144V51H145L144 53H143V50H142ZM184 49H185V48H184ZM184 49L182 50V52L184 51ZM187 49H188V48H187ZM187 49H186V50H187ZM231 49H230V50H231ZM41 50H42V51H41ZM55 50L57 51V49H55ZM63 50H66V51H63ZM179 50H180V47H179ZM225 50H226V51H225ZM17 51H16V52H17ZM24 51H25V52H24ZM46 51H47V52L49 51V53H46ZM59 51H60V50L58 49V54H59ZM117 51H118V50H117ZM203 51H202V52H203ZM245 51H246V52H245ZM19 52H18V53H19ZM36 52H38V53H36ZM44 52H45V53H44ZM177 52H178V51H177ZM182 52H181V55H182ZM186 52H188V51H186ZM198 52H197V53H198ZM18 53H17V54H18ZM27 53H28V51H27ZM27 53H26V54H27ZM60 53H61V51H60ZM62 53H61V54H62ZM67 53H66V56L63 54V57H61V54H60V58L62 59V61H64L63 59H65V57H66L65 60H67V58L70 57ZM82 53H83V52H82ZM140 53H141V56L139 57ZM218 53H219V52H218ZM228 53H230V55H229ZM231 53H232V55H231ZM233 53H234V55H233ZM245 53H246V54H245ZM22 54H21V55H22ZM36 54H37L38 56H36ZM47 54H49V55H47ZM74 54H75V53H74ZM78 54H79V53H78ZM142 54H143L144 56H142ZM152 54H153L154 56H153ZM176 54H178V53H176ZM183 54H185V53H183ZM206 54H207V53H206ZM224 54H225V53H224ZM4 55H5V54H4ZM13 55H14V54H13ZM19 55H20V54H19ZM21 55H20V56H21ZM30 55H31V54H30ZM112 55H113V54H112ZM118 55H119V53H118ZM179 55H180V54H179ZM54 56H55V55H54ZM56 56H57V55H56ZM64 56H65V57H64ZM67 56H68V57H67ZM136 56H138V57L136 58ZM215 56H216V55H215ZM37 57H38V58H37ZM112 57H113V56H112ZM145 57H146L147 59H146ZM157 57H156V59H157ZM244 57H246V58H245L246 60L249 59V58H248V54H247L246 56H243V58H244ZM108 58H109V57H108ZM108 58H107V57H104V58H103V61L101 62V63H102L101 66H102V67H105V66L107 67V65H108ZM158 58H159V60H161L160 57H158ZM256 58L254 59L255 61H256ZM31 59H32V58H31ZM50 59H51V60H50ZM69 59H72V58H69ZM151 59H150V61H151ZM164 59H165V62H163V63L165 64V63L167 62V61H166L167 58L164 57ZM245 59H243V60H245ZM26 60H27V59H26ZM153 60H154V59H153ZM153 60L151 61L152 64H154V63H153ZM159 60L157 61L158 63H159ZM203 60H204V59H203ZM219 60H220V59H219ZM0 61H1V63H4V62H2V60H0ZM23 61H24V60H23ZM36 61H37V62H40L39 60H36ZM90 61H91V60H90ZM154 61H155V60H154ZM162 61H163V60H161L160 62H162ZM222 61H223V60H222ZM88 62H89V61H88ZM110 62H111V61H110ZM123 62H121V63H123ZM157 62H155V65L157 64ZM205 62H206V61H205ZM258 62H259V61H258ZM1 63H0V64H1ZM8 63H10V62H8ZM12 63H13V62H12ZM79 63H80V62H79ZM93 63H94V62H93ZM126 63H124V64H126ZM131 63H132V62H131ZM163 63H162V64H163ZM25 64H26V63H25ZM27 64H28V60H27ZM39 64H40V63H39ZM63 64H64V63H63ZM109 64H110V63H109ZM159 64H161V63H159ZM212 64H213V63H212ZM9 65H12V64H9ZM13 65L16 66L15 64H13ZM18 65H19V64H18ZM31 65H32V64H31ZM87 65H88V64H87ZM135 65H136V64H135ZM157 65H158V64H157ZM226 65H227V64H226ZM6 66H7V65H6ZM6 66H5V67H6ZM14 66H10V67H14ZM108 66H109V65H108ZM139 66H140V65H139ZM182 66H183V64H182ZM233 66H234V65H233ZM233 66H232V67H233ZM236 66H237V65H236ZM236 66L233 67V69L235 68L234 70H236V68H237ZM251 66H252V65H251ZM0 67L2 68V66H0ZM5 67H4V69H5ZM18 67H19V69H20L21 67H22V69H23V68L25 67V65H24V67H23V64H22L21 67H20V66H18ZM64 67H66V66H64ZM74 67H75V66H74ZM83 67H84V66H83ZM135 67H136V66H135ZM153 67H154V65H153ZM187 67H188V66H187ZM8 68H9V67H8ZM8 68H7V69H8ZM54 68H55V67H54ZM177 68H178V67H177ZM188 68H189V67H188ZM197 68H198V67H197ZM206 68H207V67H206ZM261 68H262V67H261ZM12 69H14V68H12ZM22 69H21V70H22ZM25 69H26V68H25ZM59 69H60V67H59ZM77 69H78V70H77ZM77 69H76V71H74V74H75V75H83V74H84V73H83L84 71H83L82 69H80V68H77ZM178 69H179V71H180V68H178ZM223 69H226V68H223ZM233 69H232V70H233ZM2 70H3V68H2ZM2 70H0V74H1L2 72H3L4 74H6V73H5L6 71H4V70L2 71ZM21 70H18V72H20ZM28 70H29V69H28ZM63 70H64V69H63ZM131 70H133V69H131ZM175 70H176V69H175ZM232 70L230 71L231 73L234 72V70H233V71H232ZM8 71H12V70L9 69ZM8 71H7V72H8ZM23 71H24V69H23ZM90 71H91V69H90ZM149 71H150V70H149ZM182 71H183V72H182L181 74H182L183 76L178 75V76H179V80H180V78H181V80H182V78L184 79V78L186 77L185 75H187V73L185 72V70H182ZM186 71L188 72V70H186ZM236 71H237V70H236ZM236 71H235V73H237ZM262 71H263V69H262ZM59 72H61V71H58V72H56V73H51V74H52V77H54V79L51 78V76H49V75H51L50 73H48V76H47V74H45V75H44V74H39V75H42V78H40L39 83L42 81V85H43V87L45 86V87H44L45 89H44L43 93L40 95V98H42V97L44 98V95H47V96H45V98L48 97V95L50 96L52 93H47V92H54V91H53L54 89L52 88V86L55 87V86L57 85V83H58L60 80L63 79V78L61 79L60 77H62V75H64L63 77H65L66 74H67V73H65V72H63V71H62V73H59ZM230 72H229V73H230ZM8 73H9V72H8ZM34 73H35V72H34ZM63 73H64V74H63ZM177 73H178V72H177ZM184 73H185V75H184ZM260 73H261V72H260ZM27 74H28V73H27ZM29 74H30V73H29ZM29 74H28V75H29ZM93 74H94V73H93ZM6 75H8V74H6ZM6 75H5V76H4V75H1V76H3V78H4V77H7ZM43 75L45 76V78H44ZM232 75H233V73L231 74V76H232ZM236 75H237V74H236ZM8 76H11V75H8ZM26 76H27V75H26ZM36 76H38V75L35 74V75L33 76V81H31V79H30L29 81L32 83V82H34V78H35V79H39V77L37 78ZM231 76L229 77L230 79H228V80H232V79H234V78H232V77H235V76H234V75H233L232 77H231ZM262 76H263V74H262ZM23 77H24V72H21V73L19 74V77H18V78H20V79H19L20 82L22 81L21 79H23ZM30 77H31V76H30ZM40 77H41V76H40ZM7 78H8V77H7ZM11 78L14 79L13 76H11ZM24 78H25V77H24ZM26 78H27V77H26ZM26 78H25V79H26ZM57 78H58L59 80L56 82L55 79H57ZM107 78H108V77H107ZM129 78H130V77H129ZM254 78H255V77H254ZM263 78H264V77H263ZM4 79H5V78H4ZM9 79H10V78H9ZM28 79H29V78H28ZM42 79H43V80H42ZM52 79H53L55 82H54ZM95 79H96V78H95ZM236 79H237V78H236ZM250 79H252V78H250ZM10 80H11V79H10ZM154 80H155V79H154ZM181 80H180V81H181ZM238 80H239V79H238ZM260 80H263V79H260ZM11 81H12V80H11ZM26 81H27V79H26ZM29 81H28V82H29ZM35 81H36V80H35ZM37 81H38V80H37ZM43 81L45 82V84L43 83ZM86 81H87V80H86ZM150 81H151V80H150ZM195 81H196V80H195ZM4 82H5V81H4ZM22 82H23V81H22ZM53 82H54L55 85L52 84ZM192 82H193V81H192ZM229 82H230V81H229ZM252 82H253V81H252ZM260 82H261V81H259V83H260ZM34 83H35V82H34ZM36 83H38V82H36ZM67 83H68V82H67ZM76 83H77V82H76ZM101 83L103 84V82H101ZM108 83H109V82H108ZM111 83H113V82H111ZM171 83H172V82H171ZM262 83H264V81H262ZM1 84H3V83L1 82ZM1 84H0V85H1ZM19 84H20V83H19ZM194 84H195V83H194ZM221 84H222V83H221ZM228 84H229V83H228ZM253 84H254V83H253ZM253 84H252V85H253ZM255 84H256V83H255ZM255 84H254V85H255ZM97 85L100 86L99 83H98ZM105 85H106V84H105ZM172 85L175 86V85H176V82L174 81V82L172 83ZM252 85H251V86H252ZM254 85H253V86H254ZM65 86H66V85H65ZM108 86H109V85H108ZM173 86H172V88H174ZM184 86H185V85H184ZM232 86H233V85H232ZM235 86H236V85H235ZM256 86H257V84H256ZM256 86H254V87H256ZM259 86H260V85H259ZM97 87H98V86H97ZM102 87H103V89H104V86H102ZM109 87H110V86H109ZM111 87H112V86H111ZM186 87H187V86H186ZM188 87H189V86H188ZM51 88H52L53 90H52ZM72 88H73V87H72ZM98 88H99V87H98ZM194 88H195V87H194ZM251 88H252V87H251ZM257 88H259V87L257 86ZM261 88H262V87H261ZM261 88H260V89H261ZM61 89H62V88H61ZM105 89H106V88H105ZM137 89H138V88H137ZM175 89H176V88H175ZM178 89H179V88H178ZM239 89H240V88H239ZM252 89H253V88H252ZM1 90H2V92H1V94H0V104H2V105L4 104V105L11 106V107L14 108V109H16V108L19 109L20 106H22L23 104L26 105V103L30 100L29 96H27V97H23V98H13V99H12V98H10V97L8 96V94H7L8 92L6 93V90H5V89H2V87H1ZM56 90H57V89H56ZM64 90H65V89H64ZM74 90H75V89H74ZM89 90H90V89H89ZM96 90H98V89L96 88ZM100 90H101V88H100ZM131 90H132V89H131ZM169 90H170V89H169ZM185 90H186V89H185ZM237 90H238V89H237ZM256 90H257V89H256ZM60 91H61V90H60ZM60 91H59V92H60ZM254 91H255V89H254ZM67 92H68V90H67ZM93 92H94V91H93ZM101 92H102V91H101ZM126 92H127V91H126ZM170 92L172 93L173 91L170 90L168 93H170ZM37 93H38V92H37ZM44 93H46V94H44ZM119 93H120V92H119ZM168 93L166 92L165 95H167ZM175 93H176V92H175ZM240 93L242 94V92H240ZM243 93H244V91H243ZM246 93H247V92H246ZM248 93H249V91H248ZM60 94H61V93H60ZM63 94L65 95V93H63ZM97 94H98V93H97ZM120 94H121V93H120ZM130 94H131V93H130ZM218 94H219V93H218ZM249 94H250V93H249ZM249 94H248V95H249ZM42 95H43V96H42ZM64 95H61V97L64 96ZM92 95H93V94H92ZM94 95L96 96V94H94ZM168 95H169V94H168ZM171 95H172V94H171ZM181 95H182V94H181ZM25 96H26V94H25ZM68 96H69V95H68ZM87 96H88V95H87ZM121 96H122V95H121ZM124 96H125V94H124ZM127 96H128V95H127ZM127 96H125V99H127V98H126ZM172 96H174V95H172ZM202 96H203V95H202ZM241 96L243 97V95H241ZM249 96H250V95H249ZM255 96H256V95H255ZM56 97H57V96H56ZM114 97H115V95H114ZM129 97H130V96H128V98H129ZM165 97L167 98V96H165ZM183 97H185L184 100H185L186 102H188L189 104H191V102H192V101H191V97H192V99H193L194 95H192V93H189L188 95L185 94ZM183 97H180L179 100H180L181 98H183ZM89 98H90V97H89ZM91 98H92V97H91ZM122 98H123V97H122ZM152 98H153V99H152L153 101H154V100H155V101L159 100L158 97H156V98H158V99H156L155 97H152ZM154 98H155V99H154ZM174 98H175V97H174ZM229 98H231V97H229ZM254 98H256V100H257V97H254ZM62 99H63V98H62ZM62 99L58 102V104L54 105V108H55L56 106H57V108H61V107L66 108V106L63 105L64 103H63V100H62ZM67 99H69V97L66 98V95H65V101H64V102H66ZM117 99H118V98H117ZM170 99H172V98L170 97ZM225 99H226V98H225ZM243 99H245V98H243ZM261 99H262V98H261ZM261 99H260V100H261ZM31 100H33V99H31ZM31 100H30V101H31ZM102 100H104V99H102ZM102 100H101V101H102ZM106 100H107V99H106ZM119 100H120V99H119ZM119 100H118V101H119ZM127 100H128V99H127ZM137 100H138V99H137ZM168 100H169V99H168ZM172 100H173V99H172ZM230 100H231V99H230ZM232 100H233V99H232ZM241 100H242V99H241ZM249 100H250V99H249ZM72 101H73V100H72ZM92 101H93V100H92ZM101 101H100V102H101ZM107 101H110V100H107ZM112 101H113V99H112ZM134 101H136V99H135ZM169 101H170V100H169ZM189 101H190V102H189ZM208 101H210V100H208ZM212 101H213V100H212ZM216 101H217V100H216ZM242 101H244V100H242ZM242 101H241L240 103H242ZM253 101H254V100H253ZM70 102H71V100H70ZM100 102H98V103H100ZM157 102H158V101H157ZM164 102H165V101H164ZM167 102H168V101H167ZM171 102H172V101H171ZM175 102H177V101H175ZM186 102H185V103H186ZM244 102H245V101H244ZM256 102H257V101H256ZM68 103H69V102H68ZM76 103H77V102H76ZM82 103H83V102H82ZM121 103H122V102H121ZM126 103H127V102H126ZM188 103H186V105H187ZM210 103H212V102H210ZM227 103H229V102L227 101ZM227 103H226V104H227ZM101 104L104 105L105 102L102 101ZM108 104H109V103H108ZM108 104H106V105H108ZM129 104H130V103H129ZM192 104H193V103H192ZM222 104H223V103H222ZM224 104H225V103H224ZM224 104H223V105H224ZM234 104H235V103H233V105H234ZM65 105H67V103H65ZM84 105H85V104H84ZM115 105H116V104H115ZM118 105L120 106V104H118ZM118 105H117V106H118ZM123 105H124V104H123ZM160 105H161V104H160ZM241 105H243V103H242ZM75 106H76V105H75ZM78 106H79V105H78ZM78 106H77V107H78ZM100 106H101V105H100ZM108 106H110V105H108ZM164 106H165V105H164ZM168 106H170V105H168ZM178 106H179V105H178ZM198 106H199V105H198ZM207 106H208V105H207ZM220 106H221V105H220ZM235 106H236V105H235ZM244 106H245V105H243V107H244ZM40 107H41V106H40ZM89 107H90V106H89ZM112 107H114V105H113ZM123 107H125V106H123ZM223 107H224V106H223ZM248 107H249V106H248ZM250 107H251V106H250ZM30 108H31V107H30ZM159 108H161V106H159ZM246 108H247V107H246ZM261 108H262V107H261ZM261 108H260V109H261ZM6 109H7V108H6ZM61 109H62V108H61ZM86 109H87V108H86ZM153 109H154V108H153ZM207 109H208V108H207ZM244 109H245V108H244ZM248 109H249V108H248ZM251 109H252V108H251ZM56 110H57V109H56ZM58 110H59V109H58ZM89 110H90V109H89ZM101 110H102V109H101ZM105 110H106V109H105ZM105 110H104V111H105ZM162 110H163V109H162ZM176 110H177V109H176ZM204 110H205V109H204V107H203V110L201 109V111L203 112ZM213 110H214V109H213ZM217 110H219V109H217ZM78 111H79V110H78ZM193 111H194V110H193ZM222 111H223V109H222ZM222 111H221V112H222ZM249 111H250V110H249ZM262 111H263V110H261V112H262ZM27 112H28V111H27ZM71 112H72V111H71ZM100 112H102V111H100ZM206 112H207V111H206ZM259 112H260V111H259ZM65 113H66V112H65ZM83 113H84V112H83ZM88 113H89V111H88ZM117 113H118V112H117ZM150 113H151V112H150ZM216 113H217V111H216ZM251 113H252V112H251ZM26 114H27V113H26ZM67 114H68V113H67ZM86 114H87V113H86ZM89 114H90V113H89ZM89 114H88V115H89ZM109 114H110V113H109ZM111 114H112V113H111ZM126 114H127V113H126ZM185 114H186V113H185ZM200 114H202V113L200 112ZM206 114H207V113H206ZM224 114H225V112H224ZM88 115H87V116H88ZM91 115H92V114H91ZM94 115H95V114H94ZM105 115H106V114H105ZM134 115H135V114H134ZM150 115H151V114H150ZM213 115H214V114H213ZM222 115H223V114H222ZM225 115H226V114H225ZM250 115H251V114H250ZM27 116H28V115H27ZM75 116H76V115H75ZM103 116H104V115H103ZM108 116H109V115H108ZM110 116H111V115H110ZM110 116H109V117H110ZM126 116H127V115H126ZM146 116H147V115H146ZM146 116L144 115V117H146ZM200 116H201V115H200ZM203 116H204V115H203ZM223 116H224V115H223ZM257 116H259V115H257ZM93 117H94V116H93ZM117 117H118V116H117ZM117 117H114V118H117ZM197 117H198V116H197ZM79 118H80V117H79ZM89 118H90V115H89ZM111 118H112V117H111ZM119 118H120V117H119ZM151 118H152V117H151ZM217 118H218V117H217ZM229 118H230V117H229ZM229 118L226 117V119H228V120H229ZM253 118H254V117H253ZM84 119H85V117H84ZM105 119H106V118H105ZM34 120H35V119H34ZM100 120H101V119H100ZM103 120H104V119H103ZM107 120H108V119H107ZM110 120H111V119H110ZM116 120H117V119H116ZM119 120H120V119H119ZM119 120L117 121V122H119V125L122 124L121 126H123V124H126V121H127V120H120V121H119ZM244 120H245V119H244ZM250 120H251V119H250ZM64 121H65V120H64ZM86 121H87V120H86ZM88 121H89V120H88ZM151 121H152V119H151ZM206 121H207V120H206ZM206 121H205L204 123H206ZM211 121H213V120H211ZM223 121H224V120H223ZM225 121H226V120H225ZM231 121H234V119L231 120ZM231 121H230V122H231ZM240 121L242 122V120H240ZM248 121H249V120H248ZM255 121H256V120H255ZM107 122H108V121H107ZM127 122H129V121H127ZM186 122H187V121H186ZM213 122H214V121H213ZM246 122H247V121H246ZM60 123H61V122H60ZM77 123L80 124L79 121H78ZM133 123H134V122H133ZM161 123H162V122H161ZM204 123H203V124H204ZM207 123H208V122H207ZM251 123H254V122H251ZM258 123H259V121H258ZM260 123H261V121H260ZM260 123H259V124H260ZM65 124H66V123H65ZM109 124H110V123H109ZM112 124L114 125V122L111 123L110 125H112ZM130 124H132V123H130ZM158 124H159V123H158ZM169 124H170V123H169ZM188 124H189V123H188ZM215 124H216V123H215ZM229 124H230V123H229ZM234 124H235V123H234ZM246 124H247V123H246ZM49 125H51V124H49ZM56 125H57V124H56ZM56 125H55V126H56ZM137 125H138V124H137ZM144 125H145V124H143V126H144ZM211 125H212V124H211ZM216 125H217V124H216ZM244 125H245V124H244ZM248 125H249V124H248ZM12 126H13V125H12ZM103 126H104V125H102L101 127H103ZM127 126H128V125H127ZM187 126H188V125H187ZM222 126H223V125H222ZM256 126H257V128L254 127V128H255L254 130L251 128V129H252V132L250 133L249 136L247 135L246 138L249 137V138L252 139V141H253L254 139H257V138L259 139L260 137H264V128H262L261 125H257V124H256ZM258 126H259V127H258ZM263 126H264V125H263ZM32 127H33V126H32ZM65 127H66V126H65ZM93 127H94V126H93ZM113 127H114V126H113ZM204 127H205V124H204ZM214 127H215V125H214ZM231 127H232V126H231ZM248 127H249V126H248ZM0 128H1V127H0ZM57 128H58V126H57ZM60 128H61V127H60ZM104 128L106 129L107 127H104ZM104 128H102V129H104ZM110 128H111V127H110ZM184 128H185V127H184ZM211 128H213V127H211ZM215 128H217V127H215ZM219 128H220V127H219ZM228 128H229V126H228ZM241 128H242V127H241ZM244 128H247V127H244ZM261 128H262V129H261ZM173 129H174V127H173ZM178 129H181V128H178ZM182 129H183V128H182ZM232 129H233V128H232ZM237 129H238V128H235V130H232V131H231V132H235V133H234L233 135H231V138H230L231 143H232L233 146H234V147L231 146V147H232V152H234V153H235L234 148H235V149H236V148L238 149L240 146H243V145H244L243 143H242V145H241V142H243V141H241V140H243L241 137H242L243 135H242L241 132H239V129H238V130H237ZM67 130H68V129H67ZM107 130H109V129H107ZM184 130H185V129H184ZM211 130H213V129H211ZM216 130H217V129H216ZM229 130H230V128H229ZM229 130H228V131H229ZM236 130H237V131H236ZM57 131H58V130H57ZM60 131H61V130H60ZM79 131H80V130H79ZM179 131H180V130H178L177 132H179ZM185 131H186V130H185ZM201 131H202V130H201ZM218 131H219V130H218ZM240 131H241V130H240ZM243 131H244V130H243ZM245 131L247 132V130H245ZM27 132H28V131H27ZM27 132H26V133H27ZM48 132H49V131H48ZM102 132H103V130H102ZM104 132H105V130H104ZM104 132H103V134H104ZM107 132H108V131H107ZM119 132H120V131H119ZM177 132H176V133H177ZM231 132H230V133H231ZM238 132L241 133L242 136H241V135H238ZM74 133H75V132H74ZM213 133H214V132H213ZM220 133H221V132H220ZM247 133H248V132H247ZM44 134H45V133H44ZM44 134H43V135H44ZM51 134H52V133H51ZM60 134H61V133H60ZM210 134H212V133H210ZM214 134H215V133H214ZM231 134H232V133H231ZM245 134H246V133H245ZM122 135H124V134H122ZM125 135H126V134H125ZM228 135H229V133H228ZM85 136H86V135H85ZM90 136H91V137L93 136V137L91 138L92 140H95V139H96V136L98 137V135L96 134V131H95V130H93V131L91 132ZM94 136H95V139H94ZM159 136H160V135H159ZM212 136H214V135H212ZM215 136H216V135H215ZM215 136H214V137H215ZM239 136H241V137H239ZM250 136H251V137H250ZM2 137H3V136H2ZM2 137H0V138H2ZM35 137H36V136H35ZM49 137H50V136H49ZM62 137H63V136H62ZM65 137H66V136H65ZM127 137H128V136H127ZM216 137H217V136H216ZM33 138H34V137H33ZM59 138H61V137H59ZM63 138H64V137H63ZM67 138H68V137H66L65 139H67ZM76 138H77V136H76ZM76 138L73 139V140H71V141H70L69 138H68V140H69L70 142L73 141L72 143H74V141H77ZM79 138H80V139H79ZM81 138H82V137L78 135V140H81ZM115 138H116V137H115ZM160 138H161V137H160ZM160 138H159V139H160ZM4 139H5V138H4ZM4 139L0 141V149H2V150H7V149H9V148H8L9 146H8V144H7V142H6L7 140L5 141ZM65 139H63V140H65ZM88 139H89V138H88ZM91 139H89V141H90ZM113 139H114V138H113ZM121 139H122V137H121ZM125 139H126V138H125ZM155 139H156V138H155ZM186 139H187V138H186ZM210 139H212V138H210ZM240 139H241V140H240ZM24 140H25V139H24ZM30 140H31V139H30ZM63 140H62V143H63ZM68 140H67V141H68ZM82 140H83V139H82ZM82 140H81V141H82ZM92 140H91V141H92ZM96 140H97V139H96ZM108 140H109V139H108ZM110 140H111V139H110ZM114 140H115V139H114ZM116 140H117V138H116ZM119 140H120V139H119ZM219 140H220V139H219ZM219 140H218V141H219ZM228 140H229V139H228ZM43 141H44V140H43ZM59 141H60V142H59ZM59 141H58V142L61 143V140H59ZM84 141H87V140H83V142H84ZM248 141H249V140H248ZM259 141H260V140H259ZM22 142H23V141H22ZM44 142H45V141H44ZM70 142L66 143L65 145L70 144ZM96 142H97V141H96ZM116 142L119 143V141H116ZM116 142H115V144H116ZM120 142H121V141H120ZM160 142H161V141H160ZM214 142H215V141H214ZM219 142H220V141H219ZM219 142H217V143L220 145L221 143H219ZM89 143H90V142H89ZM99 143H100V142H99ZM217 143H216V145H215V146L217 147V152H216L217 155H216V158H217V157L219 158V159L217 158L218 161H221L222 159H223V161H224V160H227V158H226L227 155H228V154H231L232 152H231L230 150H229L228 152H227V151H224V150H226V149H224V147H220L221 145H220V146H217V145H218ZM225 143H226V142H225ZM252 143H253V142H252ZM30 144H31V143H30ZM36 144H37V143H36ZM63 144H64V143H63ZM75 144H76V146H74ZM75 144H74L73 146H74L75 148H78V147H79V146H78V145H79L78 141H77ZM102 144H103V143H102ZM113 144H114V143H113ZM115 144L112 145L111 142H110V143H106V144L100 145V147H97V149H100V150L104 151V153H105V152H108V151L110 152L111 149H112V147H113V151H114V149H115V148H114ZM141 144H142V143H141ZM9 145H10V144H9ZM32 145H33V144H32ZM37 145H38V144H37ZM86 145H88V143H87ZM86 145H84V146H86ZM96 145H97V144H96ZM121 145H123V150L121 149L122 152H123V153L125 152L127 155H128V153H129V154H130V153L133 154V152L137 154L138 151H139V149H137L136 147H135V148H136V149H135L133 145L131 146L129 142L121 143ZM121 145H120V146H121ZM11 146H12V145H11ZM57 146H58V144H57ZM116 146H117V145H116ZM135 146H137V145H135ZM225 146H226V145H225ZM228 146H229V145H228ZM245 146H247V145H245ZM245 146H244V148H245ZM33 147H34V145H33ZM44 147H45V146H44ZM89 147H90V146H89ZM189 147H191V146H189ZM209 147H210V146H209ZM229 147H230V146H229ZM55 148L58 150V148H61V147H56V146H55ZM64 148H65V147H64ZM101 148H102V149H101ZM121 148H122V146H121ZM144 148H145V147H144ZM240 148H241V147H240ZM10 149H11V148H10ZM50 149H51V148H50ZM50 149H48V151H43V150H42L41 152H39V151L36 152V151H35L36 153H32V152H31V154H32V155L34 154L35 157L38 156V158H41L40 160L45 159V160H47V161H52V160H54V159H56V158L58 159V157L61 155V154L59 153L60 151L58 150L59 152H57V150H55V149H53V148H52L53 150H52V149L50 150ZM73 149H74V148H73ZM80 149H81V148H80ZM90 149H91V148H90ZM95 149H96V148H95ZM103 149H104V150H103ZM134 149H135V151H134ZM185 149H186V148H185ZM223 149H224V150H223ZM227 149H228V148H227ZM237 149H236V151H237L238 153H241V152H239ZM46 150H47V148H46ZM49 150H50V151H49ZM67 150H68V149H67ZM78 150H79V149H78ZM78 150L75 151V149H74V152H73L72 154H70L71 152L69 153L70 155H72V160H75V158H76L75 161H77V160H79V159H77V158H80V159H84V158H85V157L82 158V157L79 156L80 153H78ZM136 150H137V152H136ZM161 150H162V149H161ZM199 150H200V149H199ZM199 150H198V151H199ZM202 150H205V149H201V151H202ZM206 150H207V149H206ZM212 150H213V149H212ZM242 150H243V149H242ZM246 150H247V148H246ZM0 151H1V150H0ZM19 151H20V150H19ZM90 151H91V150H90ZM94 151H95V150H94ZM113 151H112V152H113ZM132 151H133V152H132ZM142 151H144V150H142ZM142 151H141V152L139 151V152H140L141 154H143V155L146 157V153L144 154L145 151H144V152H142ZM146 151H147V150H146ZM158 151H159V150H158ZM163 151H164V148H163ZM190 151H191V150H190ZM201 151H199V152H201ZM215 151H216V148H215ZM6 152H7V151H6ZM8 152H9V150H8ZM22 152H25V151H22ZM28 152H29V151H28ZM88 152H89V151H88ZM160 152H161V151H160ZM160 152H159V153H160ZM184 152H185V151H184ZM184 152H182V153L184 154ZM202 152H203V151H202ZM229 152H230V153H229ZM237 152H236V153H237ZM244 152H245V151H244ZM20 153H21V151H20ZM62 153H63V152H62ZM97 153H98V152H97ZM125 153H124V154H125ZM140 153H138V154H139L140 157H142ZM150 153H151V152H150ZM164 153H165V152H164ZM182 153H181V154H182ZM187 153H188V154L185 153L186 155L184 154L183 156H186V157L192 156V153H193V152L191 151V155H189L190 152L187 151ZM203 153H206V151H204ZM225 153H228V154L226 155V157H225ZM234 153H233L232 155H235V154H236V153H235V154H234ZM238 153H237V154H238ZM245 153H246V152H245ZM245 153H244V154H245ZM257 153H258V152H257ZM15 154H16V153H15ZM28 154H29V153H28ZM31 154H30V155H31ZM66 154H68V153H66ZM84 154H85V153H84ZM101 154H103V153H101ZM111 154H112V153H111ZM207 154H208V152H207ZM237 154H236V155H237ZM80 155H81V154H80ZM152 155H153V154H152ZM232 155H230V156L232 157ZM61 156H62L63 158H65V159H67V158L69 157L68 155H61ZM78 156H79V157H78ZM81 156H83V155H81ZM93 156H95V155H93ZM93 156H91V157H93ZM101 156H102V155H101ZM101 156H100V157H101ZM162 156H163V155H162ZM164 156H165V155H164ZM228 156H229V155H228ZM230 156H229L228 158H230ZM248 156H249V154H248ZM248 156H247V157H248ZM258 156H260V155H258ZM73 157H74V158H73ZM97 157H98V155H97ZM124 157H125V156H124ZM158 157H159V156H158ZM208 157H210V156H208ZM235 157H236V156H235ZM14 158H15V157H14ZM29 158H30V157H29ZM31 158H32V156H31ZM88 158H89V157H88ZM88 158H87V159H88ZM129 158H130V157H129ZM147 158H148V157H146L145 159H147ZM159 158H161V157H159ZM189 158H190V157H189ZM192 158H193V157H192ZM200 158H201V157H200ZM224 158H226V159H224ZM239 158H241V157H239ZM22 159H23V158H22ZM26 159H27V158H26ZM57 159H56V160H57ZM69 159H70V158H69ZM123 159H124V158H123ZM145 159L142 157V160H145ZM148 159H149V158H148ZM217 159H216V161H217ZM10 160H11V159H10ZM18 160H19V159H18ZM56 160H54V161H56ZM67 160H68V159H67ZM85 160H86V158H85ZM103 160H104V159H103ZM142 160H141L142 163H143V162H144V163H145V162H146V163L149 162V160H148V161H146V160H145V161H142ZM202 160H203V158H202ZM232 160H233V159H232ZM15 161H16V160H15ZM19 161H20V160H19ZM25 161H26V160H25ZM54 161H53V162H54ZM65 161H66V160H64V162H65ZM68 161H69V160H68ZM160 161H161V160H160ZM199 161H201V159H199ZM203 161H204V160H203ZM234 161H235V160H234ZM239 161H241V159H240ZM242 161H243V160H242ZM39 162H40V161H39ZM69 162H71V161H69ZM88 162H89V161H88ZM96 162L98 163V161H96ZM125 162H126V161H125ZM150 162H151V161H150ZM221 162H222V161H221ZM231 162H232V161H231ZM254 162H255V161H254ZM257 162H258V161H256V163H257ZM84 163H86V162L84 161ZM97 163H96V166H97ZM115 163H116V162H115ZM151 163H152V162H151ZM158 163H161V162L158 161ZM190 163H191V162H190ZM204 163H206V162H204ZM208 163H209V162H208ZM228 163H229V162H228ZM26 164H27V163H26ZM31 164H32V162H31ZM73 164H74V163H73ZM87 164H88V163H87ZM87 164H84V165H87ZM105 164H106V163H105ZM105 164H104V165H105ZM111 164H112V163H111ZM177 164H178V163H177ZM183 164H184V163H183ZM200 164H201V163H200ZM200 164H199V165H200ZM155 165H156V164H155ZM162 165H163V164H162ZM180 165H181V164H180ZM188 165H190V164H188ZM257 165H258V164H257ZM3 166H4V165H3ZM31 166H32V168H33V165H31ZM35 166H36V165H35ZM64 166H65V165H64ZM75 166H76V165H75ZM100 166H101V165H100ZM116 166H117V165H116ZM151 166H152V165H151ZM186 166H187V165H186ZM230 166H231V165H230ZM6 167H8V166L6 165ZM29 167H30V166H29ZM68 167H69V166H68ZM90 167H93V169H94L95 165H94V166H90ZM103 167H104V166H103ZM160 167H162V166L160 165ZM198 167H200V166H198ZM204 167H205V165H204ZM204 167H203V168H204ZM247 167H248V166H247ZM247 167H246V168H247ZM258 167H259V166H258ZM258 167H257V168H258ZM79 168H80V167H79ZM84 168H85V167H84ZM101 168H102V167H101ZM101 168H100V169H101ZM106 168H107V166H106ZM125 168H126V167H125ZM135 168H136V170H137L138 167H133V166L130 167V166H129V168H128V166H127V169H128V171H127V172H128V173H127V176H128L127 180H129L130 182H131V181H134V180L137 181L136 178L138 177V174L141 173V172H138V174H137L136 171H135ZM145 168H146V167H145ZM165 168H166V167H165ZM237 168H238V170H239V166H238ZM3 169H4V168H3ZM3 169H2V170H3ZM54 169H55V168H54ZM91 169H92V168H91ZM95 169H96V168H95ZM95 169H94V170H95ZM102 169L105 170L104 168H102ZM148 169H149V168H148ZM161 169H162V168H161ZM194 169H195V168H194ZM196 169H197V168H196ZM199 169H200V168H199ZM248 169H249V168H248ZM251 169H252V166H251ZM253 169H255V168H253ZM8 170H9V169H8ZM59 170H60V169H59ZM59 170H58V171H59ZM62 170H64V169H62ZM65 170H66V168H65ZM67 170H68V169H67ZM67 170H66V171H67ZM97 170H99V169H97ZM97 170H95V172L92 173V174H94L93 177H95V173H96V176L98 175L97 172H96ZM115 170H117V169L115 168ZM188 170H189V169H188ZM207 170H208V169H207ZM4 171H5V170H4ZM10 171H11V170H10ZM80 171H81V170H80ZM101 171H102V170H101ZM138 171H139V170H138ZM161 171H163V170H161ZM193 171H194V170H193ZM199 171H200V170H199ZM235 171H236V170H235ZM245 171H246V170H245ZM50 172H51V171H50ZM67 172H68V171H67ZM85 172H87V171H85ZM92 172H93V171H92ZM103 172H104V171H103ZM103 172H101V173L104 174ZM109 172H110V171H109ZM142 172H143V171H142ZM149 172H150V171H149ZM149 172H148V173H149ZM155 172H156V171H155ZM155 172H153V173L155 174V176H157V175H158V174H157L158 172H156V173H155ZM176 172H177V171H176ZM186 172H187L186 170H184V169L182 170V169H181V173H186ZM195 172H198V171H195ZM195 172H194V173H195ZM203 172H204V171H203ZM231 172H232V171H231ZM243 172H244V171H243ZM255 172H257V171H255ZM259 172H260V171H258V173H259ZM47 173H48V172H47ZM54 173H55V172H54ZM87 173H88V172H87ZM90 173H91V172H90ZM115 173H116V171H115ZM153 173H151V175H152ZM160 173H161V172H160ZM164 173H165L166 175H168L166 171H164ZM189 173H190V171H189ZM192 173H193V172H192ZM261 173H262V172H261ZM29 174H31V173H29ZM48 174H49V173H48ZM48 174H47V175H48ZM80 174H81V173H80ZM92 174H91V175H92ZM111 174H112V173H111ZM142 174H143V173H142ZM142 174H141V176H140V174H139V180H140L141 182H143V180H144L143 178L146 177V176H144V174H143V175H142ZM156 174H157V175H156ZM161 174L163 175V173H161ZM161 174H160V177L162 176ZM165 174H164V175H165ZM196 174H197V173H196ZM202 174H203V173H202ZM26 175H28V173H27ZM76 175H77V174H76ZM82 175H83V173L81 174V176H82ZM105 175H106V174H105ZM117 175H118V174H117ZM147 175H148V174H147ZM164 175H163V176H164ZM179 175H181V174H179ZM185 175H186V174L181 175V176H185ZM189 175H190V174H189ZM189 175H188V176H189ZM194 175H195V174H194ZM253 175H254V174H253ZM255 175H256V174H255ZM262 175H264V174H262ZM262 175H261V176H262ZM21 176H22V174H21ZM23 176H25V175H23ZM68 176H69V175H68ZM68 176H67V177H68ZM77 176H78V175H77ZM86 176H87V175H86ZM86 176H85V177H81V178H79V179H78V177H77V178H76V181H77L76 184L74 183V182H75V181L73 180L74 178L72 179V180H73V183H74L75 185L78 186L79 190H80V188H88L89 190H92V189L96 188L97 185H99V183H100V184L102 183V182H99V180H97V179H98L97 177H96V178H92V177H91V179H93V180H91V179L89 180V179L87 178L88 176H87V177H86ZM109 176H110V175H109ZM142 176H143V177H142ZM163 176L161 177V179L163 178V179H162V183H163V180H166L165 178H167V176H165V177H163ZM175 176H176V175H175ZM177 176H178V174H177ZM203 176H204V175H203ZM209 176H210V175H209ZM224 176H225V174H224ZM248 176H249V175H248ZM257 176H258V175H257ZM72 177H73V176H72ZM72 177H71V178H72ZM75 177H76V176H75ZM140 177H142V178L140 179ZM149 177H150V176H149ZM157 177L159 178V180H161L160 177H159V175H158ZM179 177H180V176H179ZM226 177H227V176H226ZM20 178H21V177H20ZM22 178H23V177H22ZM27 178H28V177H27ZM71 178H68V180L71 179ZM112 178H113V177H112ZM115 178H116V177H115ZM122 178H123V177H122ZM183 178H185V177H183ZM187 178H188V177H187ZM196 178H197V176H196ZM217 178H218V177H217ZM247 178H248V177H247ZM247 178H246V179H247ZM249 178H250V177H249ZM77 179H78V180H77ZM108 179H110V178L108 177ZM151 179H152V178H151ZM153 179H154V178H153ZM153 179H152V180H153ZM156 179H157V178H156ZM174 179H175V178H174ZM174 179H173V183H174ZM179 179H180V178H179ZM192 179H193V177H192ZM209 179H210V178H209ZM224 179H226V178H224ZM24 180H25V178H24ZM46 180H47V179H46ZM65 180H66V179H65ZM72 180H71V181H72ZM95 180L98 181L99 183H97ZM113 180H114V179H113ZM124 180H125V179H124ZM148 180L150 181V179H148ZM159 180H157V181H159ZM169 180H170V179H168V181H169ZM187 180H188V179H187ZM247 180H248V179H247ZM8 181H9V180H8ZM22 181H23V179H22ZM22 181H21V182H22ZM47 181H49V180H47ZM105 181H106V180H105ZM109 181H111V180H109ZM114 181H116V180H114ZM129 181H128V182H129ZM146 181H147V180H146ZM181 181H182V180H181ZM181 181H179V182L182 183ZM190 181H191V179H190ZM260 181H262V183H261ZM19 182H20V181H19ZM19 182H18V183H19ZM66 182H67V180H66L65 182H63V184L60 186V189H61V191H60L61 194H59L60 197H59L58 193L56 194L58 198H56V196L54 195L55 198H56V199L54 198V200H53L54 204H55V201H58V199H59V201L63 200V199H61V198H63V196L65 197V195H67L66 190L69 188L70 185L73 184V183H72V184H69L68 182H67V183H66ZM103 182H104V181H103ZM107 182H108V181H107ZM111 182H112V181H111ZM175 182H176V181H175ZM177 182H178V181H177ZM184 182H185V181H184ZM186 182H187V181H186ZM245 182H246V181H245ZM248 182L251 184L252 187H254L253 185L256 184V183H258V182H260V184L258 183L260 186L263 185V186L261 187V188L263 189L262 193H259L260 195L258 194V195H259L258 197L261 198V199L258 198V199H260V202L263 201V200H264V188H263V187H264V181L261 180V179L259 180V178H258V180H257L256 177H255V178L251 177V178H250V181H248ZM24 183H25V182H24ZM24 183H23V184H24ZM28 183H29V182H28ZM39 183H40V182H39ZM57 183H58V182H57ZM70 183H71V182H70ZM139 183H140V182H139ZM147 183H148V182H147ZM150 183H151V182H150ZM153 183H154V182H153ZM159 183H160V182H155L154 184L157 185V188L155 187V189H152L153 191L157 189L156 194H155V191H154V194H152V196H151V198H154V197H155L156 200H157V198H158V197H156L157 194L159 195V197H160V195L162 194V195H163V196H161L162 198H163L164 196H166V195L169 194V195H168L169 198H173L172 195H174V194H176V193H177V194H183L186 190H187V191H190L191 193L194 192V189L191 188V189H193V190H192L193 192H192L191 189H190L189 187H187V188H189V189H186V188H185V189H186V190H185L183 187H181L182 185H181L180 183H179V185H181V186H180V189H183V190H182V191H184L183 193H182V191L179 192L180 190L177 188V187H178V184H177V186H176V184L173 185V186L175 187L174 189H173V186L171 187V185H172V184H171V185H170V187H171L170 189H171V190L173 189V191H171L170 189H169V190H170V191H169V190H167L168 187H165V185H163V184H166L165 181H164L163 184L160 183V185H159ZM169 183H170V182H168V184H169ZM190 183H191V182H189L188 184H190ZM10 184H11V183H10ZM13 184H15V183H13ZM16 184H17V183H16ZM46 184H47V183H46ZM49 184H50V183H49ZM104 184H105V183H103L101 186L104 187V186H105ZM107 184H109V183H107ZM129 184H130V183H129ZM141 184H142V185H145L146 183H145V184H144V183H141ZM148 184H149V183H148ZM154 184H153V185H154ZM223 184H224V182H223ZM223 184H222V185H223ZM258 184H256V185H258ZM38 185H39V184H38ZM41 185H42V184H41ZM43 185H44V184H43ZM47 185H48V184H47ZM57 185H58V184H57ZM75 185H73V186H75ZM111 185H112V184H111ZM111 185H110V186H111ZM131 185H132V184H131ZM142 185H140V186H142ZM149 185H150V184H149ZM216 185H217V184H216ZM222 185H221V186H222ZM244 185H245V184H244ZM39 186H40V185H39ZM107 186H108V185H107ZM113 186H114V185H112V187H113ZM127 186H128V184H127ZM167 186H168V185H167ZM189 186H190V185H189ZM191 186H193V185H191ZM201 186H202V185H200V187H201ZM205 186H206V185H205ZM217 186H218V185H217ZM42 187H43V186H42ZM56 187H57V186H56ZM105 187H106V186H105ZM116 187H117V186H116ZM116 187H115V188H116ZM119 187H120V186H119ZM129 187H130V186H129ZM131 187H132V186H131ZM210 187H211V186H210ZM213 187H214V186H213ZM238 187H239V186H238ZM12 188H13V187H12ZM90 188H91V189H90ZM99 188H100V187H99ZM113 188H114V187H113ZM113 188H112V189H113ZM121 188H122V186H121ZM126 188H127V187H126ZM135 188H136V186H135ZM142 188H144V187L142 186ZM151 188H154V186L151 187ZM219 188H220V186H219ZM259 188H260V187H259ZM259 188H256V189H259ZM16 189H17V188H16ZM33 189H34V188H33ZM76 189H77V188H76ZM118 189H119V188H118ZM130 189H131V188H130ZM146 189H148V188H146ZM146 189H145V190H146ZM195 189H196V190L198 189V190L201 192V189H199L198 186H197ZM213 189H216V188H213ZM256 189H254V192L256 191ZM262 189H261V190H262ZM1 190H2V189H1ZM35 190H37V189H35ZM42 190H43V189H42ZM94 190H96V189H94ZM121 190H122V189H121ZM126 190H127V189H126ZM138 190H139V189H138ZM196 190H195L194 194H191V193L189 192L191 196L194 195V196H192V199H193V197L195 198V199H193V200H194L193 202L195 203V205H194V209H196V208H197V204H198L199 202H201L200 199H202V198L204 197V195H203L202 197H200V196H201V195H199L200 192H199L198 190H197V192H196ZM204 190H205V188H204ZM236 190H238V189H236ZM5 191H7V190H5ZM114 191H116V189H115V190H112V193H113ZM119 191H120V190H119ZM150 191H151V189H150ZM167 191H169V192L167 193ZM187 191H186V192H187ZM221 191H222V189H221ZM245 191H246V190H245ZM245 191L242 190V192L237 193L233 198H230V199H228V200H225L224 202L221 201L222 199H220V197H219L220 201L223 202V204L221 203V206H223L224 209L232 210V211H234V210H238V209L241 208V207H245L244 205L248 204V201H249V199H250V198H249L250 195L248 194L247 191H246V192H245ZM251 191H252V190H251ZM34 192H35V191H34ZM38 192H39V190H38ZM55 192H56V191H55ZM57 192H59V191H57ZM83 192H84V191H83ZM86 192H87V191H86ZM96 192H97V191H96ZM103 192H104V191H103ZM123 192H126V191H123ZM171 192H172V193H171ZM173 192H174V193H173ZM178 192H179V193H178ZM217 192H218V191H217ZM217 192H216V193H217ZM233 192H234V190H233ZM252 192H253V191H252ZM31 193H32V191H31ZM53 193H54V192H53ZM53 193H52V194H53ZM65 193H66V194H65ZM108 193H109V192H108ZM116 193H117V192H116ZM119 193H121V191L118 192L117 194H119ZM163 193H165V194H163ZM166 193H167V194H166ZM206 193H207V192H206ZM216 193H215V194H216ZM235 193H236V192H235ZM109 194H111V193H109ZM125 194H127V193H125ZM187 194H188V193H187ZM204 194H205V192H204ZM207 194H208V193H207ZM98 195H99V194H98ZM100 195L102 196V194H100ZM105 195H107V194H105ZM112 195H113V194H112ZM205 195H206V194H205ZM208 195H209V194H208ZM217 195H218V194H217ZM27 196H28V195H26V197H27ZM34 196H35V195H34ZM107 196H108V195H107ZM119 196H120V195H119ZM121 196H123V193H122ZM124 196H125V195H124ZM145 196H146V194H145ZM145 196H143V197H144L145 199H147ZM153 196H154V197H153ZM171 196H172V197H171ZM177 196H179V195H175L174 197H177ZM187 196H188V195H187ZM215 196H216V195H215ZM219 196H221V195L219 194ZM230 196H231V195H230ZM46 197H47V196H46ZM95 197H96V196H95ZM97 197H99V196H97ZM113 197H114V195H113ZM149 197H150V196H149ZM149 197H148V198H149ZM166 197H167V196H166ZM185 197H186V196H185ZM185 197H184V199H185ZM189 197H190V196H189ZM213 197H214V196H213ZM216 197H218V196H216ZM227 197H228V196H227ZM21 198H22V197H21ZM37 198H38V197H37ZM151 198H150V199H151ZM181 198H183V197L181 196ZM199 198H200V199H199ZM208 198H212V197H207V199H208ZM221 198H222V196H221ZM60 199H61V200H60ZM66 199H67V198H66ZM96 199H97V198H96ZM106 199H107V198H106ZM117 199H118V198H117ZM160 199H161V198H159L158 200L163 202V199H162V200H160ZM174 199H175V198H174ZM188 199H189V198H188ZM198 199H199V200H198ZM203 199H204V198H203ZM203 199H202V200H203ZM223 199H224V198H223ZM41 200H42V199H41ZM126 200H127V199H126ZM170 200H171V199H170ZM172 200H173V199H172ZM181 200H182V199H181ZM197 200H198V201H197ZM210 200H211V199H210ZM210 200H209V201H210ZM217 200H218V198H217ZM63 201H64V200H63ZM71 201H72V200H71ZM93 201H94V200H93ZM93 201L91 202L92 204H93ZM95 201H96V200H95ZM112 201H114V200L112 199ZM132 201H133V200H132ZM137 201H138V200H137ZM175 201H176V200H175ZM177 201H178V200H177ZM188 201H189V200H188ZM188 201H187V202H188ZM196 201H197V202H196ZM211 201H213V198H212ZM211 201H210L211 204H208V205H210V207L213 205ZM214 201H215V200H214ZM218 201H219V200H218ZM218 201H217V202H218ZM250 201H251V200H250ZM254 201H255V200H254ZM5 202H7V201H5ZM101 202H102V201H101ZM101 202H100V203H101ZM105 202H107V204H108V201H107V200H106ZM115 202H116V200H115ZM139 202H140V200H139ZM139 202L137 203V205L139 204ZM146 202H147V201H146ZM164 202H165V201H164ZM166 202H168V201H166ZM203 202H204V201H203ZM203 202H202V203H203ZM207 202H208V200H207ZM20 203H21V202H20ZM40 203H41V202H40ZM43 203H45V202H43ZM56 203H57V202H56ZM100 203H97V204H100ZM149 203H150V202H149ZM159 203H160V202H159ZM169 203H170V202H169ZM169 203H166V204H167V207H168V204H169ZM173 203H174V204H177V203H175V202H173ZM179 203H180V202H179ZM13 204H15V203H13ZM49 204H51V203H49ZM54 204H53V206L58 205V204H56V205H54ZM128 204H129V203H128ZM135 204H136V202H135ZM135 204H134V205H135ZM145 204H146V203H145ZM203 204L206 205L207 203H206V204L203 203ZM217 204H218V203H217ZM261 204H262V203H261ZM0 205H1V204H0ZM7 205H8V204H7ZM64 205H65V204H64ZM90 205H91V204H90ZM90 205H89V206H90ZM124 205H125V204H124ZM130 205H131V204H130ZM177 205H178V204H177ZM177 205H176V206H177ZM248 205H249V204H248ZM263 205H264V204H263ZM8 206H10V205H8ZM8 206H7V207H8ZM12 206H13V205H12ZM23 206H24V205H23ZM28 206H29V205H27V208H28ZM41 206H43L42 203H41L40 206H39L38 203H37V201H36V202H35V201H32V202L30 203V208L32 207L33 209H35V210H36L38 213H40V215L43 216L44 218H49V219H51L53 216H55V212H54L53 210H50L51 207L49 208V206H48V209H47V208H44V207H41ZM45 206H46V205H45ZM131 206H132V205H131ZM141 206L143 207V205H141ZM158 206H159V205H158ZM171 206H172V204H171ZM174 206H175V205H174ZM174 206H173V208H174ZM176 206H175V207H176ZM178 206H179V205H178ZM181 206H182V204H181ZM183 206H184V205H183ZM195 206H196V207H195ZM225 206H226L227 208H226ZM109 207H110V206H109ZM111 207H112V206H111ZM119 207H120V206H118V208H119ZM126 207L128 208L129 206H126ZM134 207H135V208H134ZM134 207H133V208H134L135 210H136V207L138 208V206H134ZM156 207H157V206H156ZM184 207H186V206H184ZM188 207H189V205H188ZM201 207H202V206H201ZM201 207H200V208H201ZM210 207H209V209H210ZM212 207H213V206H212ZM212 207H211V208H212ZM218 207H219V206H218ZM24 208H25V207H24ZM74 208H75V207H74ZM76 208H77V207H76ZM88 208H90V207H88ZM105 208H106V207H105V203H104V209H105ZM116 208H117V207H116ZM120 208H121V207H120ZM120 208H119V210H121ZM143 208H144V207H143ZM145 208H146V207H145ZM169 208H170V207H169ZM173 208H171V209L173 210ZM177 208H178V207H177ZM182 208H183V207H182ZM229 208H231V209H229ZM235 208H236V209H235ZM251 208H252V207H251ZM22 209H23V208H22ZM80 209H81V208H80ZM82 209H83V208H82ZM84 209H85V208H84ZM94 209H95V208H94ZM106 209H107V208H106ZM108 209H109V208H108ZM124 209H125V208H124ZM162 209H163V208H161V210H162ZM179 209H180V208H179ZM185 209H186V208H185ZM233 209H234V210H233ZM4 210H5V209H4ZM6 210H7V209H6ZM28 210H30V209H28ZM35 210H34V211H35ZM77 210H78V209H77ZM132 210H133V209H132ZM135 210H133L131 213H129L130 215H128V216L131 217V218H134L135 216H134V217H132V216H133V215H136V214H134V213H135ZM137 210H138V209H137ZM137 210H136V213L138 212ZM139 210H140V208H139ZM165 210H166V209H165ZM167 210H168V209H167ZM175 210H176V209H175ZM9 211H10V210H9ZM31 211H32V210H30V212H31ZM57 211H58V210H57ZM78 211H79V210H78ZM94 211L96 212V210H94ZM103 211H105V210H103ZM117 211H118V210H117ZM129 211H130V210H129ZM142 211H143V210H142ZM159 211H160V210H159ZM170 211H171V210H170ZM180 211H181V210H180ZM214 211H215V209H214ZM214 211H213V212H214ZM7 212H8V211H7ZM84 212L87 213V211H85V210H84ZM100 212H102V211H100ZM111 212H112V211H111ZM140 212H141V210H140ZM144 212H145V211H144ZM161 212H162V211H161ZM161 212H160V213H161ZM163 212H164V211H163ZM165 212H167V211H165ZM171 212H173V211H171ZM175 212H176V211H175ZM185 212H186V211H183L182 214L185 215ZM189 212H191V211H189ZM230 212H231V211H230ZM236 212L238 213V211H236ZM31 213L34 214V212H31ZM104 213H105V212H104ZM104 213H103V215H104ZM125 213H126V211H125ZM146 213H147V212H146ZM168 213H169V212H168ZM176 213H177V212H176ZM215 213H216V211H215ZM220 213H221V212H220ZM58 214H59V213H58ZM94 214H95V213H94ZM99 214H101V213H99ZM112 214H113V213H112ZM118 214H119V213H118ZM120 214H121V213H120ZM137 214H138V213H137ZM139 214H140V213H139ZM142 214H143V213H142ZM162 214H163V213H162ZM177 214H178V213H177ZM206 214H207V212H206ZM225 214H226V213H225ZM227 214H228V211H227ZM68 215H69V214H68ZM90 215H91V214H89V216H90ZM103 215H102V216H103ZM115 215H116V214H115ZM121 215H122V214H121ZM140 215H141V214H140ZM151 215H153V214H151ZM164 215H165V214H164ZM174 215H175V214H174ZM178 215H179V214H178ZM188 215L190 216V214H188ZM194 215H195V213H194ZM216 215H217V214H216ZM17 216H18V215H17ZM41 216H40V217H41ZM122 216H123V215H122ZM126 216H127V215H126ZM136 216H138V215H136ZM142 216H143V215H142ZM167 216H168V214H167ZM207 216H208V215H207ZM207 216H206V217H207ZM209 216H210V214H209ZM227 216H228V215H227ZM87 217H88V216H87ZM95 217H96V215H95ZM98 217H99V216H98ZM98 217H97V221H96V222H98V220H99ZM129 217L127 218V221H126V218L123 219V220L126 221V222H128V219H129V224L131 223L130 225H132V224L134 223L135 225H133V226H134L135 228H137L138 226L142 225L143 223H144V225H149L148 223L146 224L147 219L149 220V219H151V218H153V217H155V216H152V217H151V216H148V218H145V217H144V219H140V221H137V220L135 221V220H134L135 218H138V219H139V217H135L134 219H131V218H129ZM146 217H147V216H146ZM180 217L182 218V216H179V218H180ZM213 217H214V216H213ZM230 217H231V216H230ZM54 218H55V217H54ZM56 218H57V217H56ZM65 218H66V216H65ZM91 218H94V217L92 216V217H90V219H91ZM99 218H100V217H99ZM116 218H117V217H116ZM140 218H141V217H140ZM175 218H176V217H175ZM177 218H178V216H177ZM185 218H186V217H185ZM185 218H184V219H185ZM193 218H194V216H193ZM203 218H205V217H203ZM224 218H225V217H224ZM11 219H12V218H11ZM25 219H26V217H25ZM39 219H40V218H39ZM52 219H53V218H52ZM145 219H146V220H145ZM173 219H174V218H173ZM190 219H191V218H190ZM211 219H212V218H211ZM213 219H214V221H216V222L219 223V220L216 219V217H214ZM213 219H212L211 222H214ZM215 219H216V220H215ZM13 220H14V219H13ZM41 220H42V219H41ZM103 220H104V219H103ZM123 220L120 219V222H119V223H121ZM130 220H132L133 222L130 221ZM144 220H145V221H144ZM154 220H155V219H154ZM188 220H189V219H188ZM36 221H37V220H36ZM38 221H39V220H38ZM45 221H46V219H45ZM68 221H69V220H68ZM94 221H95V220H94ZM110 221H111V220H110ZM174 221H176V220H174ZM181 221H183V220H181ZM220 221H221V219H220ZM10 222H11V221H10ZM63 222H64V221H63ZM126 222H125V223H126ZM135 222H137L138 224L135 223ZM139 222H141V223L139 224ZM142 222H143V223H142ZM149 222H150V221H149ZM183 222H184V221H183ZM183 222H181V223H183ZM199 222H201V221H199ZM207 222H208V224H209V225H208V228H209V231H210V232H213V231L216 232V230H217V232L220 231V230L218 229V228L221 229V227H220L221 225H219L220 223L218 224V227H216V226H217V223H216V222H215V224H214V223H211V222H209V221H207ZM228 222H229V221H228ZM4 223H6V222H4ZM8 223H9V222H8ZM91 223H93V226H94L95 224L97 225V223L93 222L92 220H91ZM94 223H95V224H94ZM111 223H112V222H111ZM119 223H117L116 226H114L115 224H113L112 226H111V224H110V226L108 225V227H107V224H108V223H107V224L105 225V227H106V229H107V228L109 229V230L107 229L108 232H111L112 227H113V230H114V227H115V230L118 229V228H117V227H118L117 225H119ZM150 223H152V220H151ZM154 223H155V221H154ZM178 223H179V224H178ZM178 223H177L178 225L176 224V225H174L173 227H171V228L169 229V230H172V232H173V230H174V231L177 233V234L175 235V233L173 232V233H174V234H173V237H172V238L170 237V240H171V239L174 240V239H176V238L178 239V238H179L178 236H179V235L182 236L181 234L183 233V232L181 231V230H182L181 227L187 229V228H188L187 226H189L188 224H187V226H185L186 224H184V223H183V225H181V223L179 222V220H178ZM186 223H187V222H186ZM196 223H197V221H196ZM203 223H204V221H203ZM233 223H234V222H233ZM60 224H61V223H60ZM75 224H76V223H74V225H75ZM82 224H83V223H82ZM121 224H123V222H122ZM121 224H120L119 226H120V228H123L125 225L123 224V226H122ZM126 224H128V223H126ZM172 224H173V223H171V225H172ZM213 224H214V225H213ZM235 224H236V223H235ZM1 225H2V224H1ZM1 225H0V226H1ZM41 225H42V224H41ZM65 225H66V224H65ZM154 225H156V224H154ZM198 225H199V224H198ZM202 225H203V224H202ZM215 225H216V226H215ZM239 225H240V224H239ZM241 225H242V224H241ZM5 226H6V225H5ZM61 226H62V225H61ZM69 226H70V225H69ZM76 226H77V225H76ZM78 226H79V225H78ZM97 226H98V225H97ZM121 226H122V227H121ZM142 226H143V225H142ZM142 226H140V227H141V228H146V227H148V226H146V227H142ZM152 226H153V225H152ZM169 226H170V225H169ZM194 226H195V224H194ZM204 226H205V225H204ZM209 226H210V227H209ZM211 226H213L214 228L211 227ZM237 226H238V225H237ZM1 227H2V226H1ZM7 227H8V226H7ZM55 227H56V226H55ZM83 227L86 228L85 224H84ZM89 227H92V225L89 226ZM129 227H130V226H129ZM140 227H138V228H140ZM149 227H150V226H149ZM153 227H154V226H153ZM156 227H157V226H156ZM175 227H176V228H175ZM178 227H179V228H178ZM224 227H225V226H224ZM233 227H235V226L233 225ZM233 227H232V228L230 227V228H231L230 230H233ZM3 228H4V227H3ZM18 228H19V227H18ZM71 228H72V227L70 226V229H71ZM81 228H82V227H81ZM95 228H97V227L95 226ZM95 228H94V229H95ZM101 228H102V227H101ZM120 228H119V229H120ZM162 228H163V227H162ZM180 228H181V229H180ZM190 228H192V226H190ZM190 228H189V229H190ZM212 228H213L214 230H213ZM216 228H217V229H216ZM228 228H229V227H228ZM236 228H238V227H236ZM236 228H235V229H236ZM239 228H240V227H239ZM1 229H2V228H1ZM50 229H51V228H50ZM126 229H127V228H126ZM130 229H131V227H130ZM178 229H180V230H178ZM189 229H188V230H189ZM71 230H72V229H71ZM71 230L69 231V228L67 229V231H68L69 233L71 232ZM79 230H80V229H79ZM83 230H84V228H83ZM83 230H82V232L85 231V233H86V230H84V231H83ZM97 230H98V229H97ZM132 230L134 231L135 229L133 228V229H131V231H132ZM145 230H148V229L146 228ZM151 230H152V229H151ZM176 230H177V231H176ZM246 230H247V229H246ZM18 231H19V229H18ZM104 231H106V230H104ZM119 231H120V230H119ZM135 231H137V233H138V230H135ZM154 231H155V229H154ZM156 231H157L158 234H157L156 232H155V233L158 235V238H159V235H160L161 233H162V234H164V233L166 234V232H167V234H168L167 236H169L170 233H172V232H169V231H166V232L163 231V232H162V231H161V228H160V229L157 228ZM178 231H179V232L181 231L182 233H180V234L178 235V233H179ZM183 231H184V230H183ZM196 231H197V230H196ZM204 231H205V230H204ZM234 231H235V230H234ZM28 232H29V231H28ZM53 232H54V231H53ZM115 232H116V231H115ZM126 232H128V231H126ZM141 232H144L143 229L141 230ZM141 232H140V233H141ZM150 232H151V231H150ZM168 232H169V233H168ZM199 232H200V231H199ZM214 232H213V234H214ZM217 232H216V233H217ZM224 232H225V231H224ZM232 232H233V231H232ZM247 232H248V231H247ZM263 232H264V231H263ZM51 233H52V232H51ZM65 233H66V232H65ZM99 233L102 234V232H99ZM117 233H118V232H117ZM130 233H131V232H130ZM132 233H133V232H132ZM155 233H154V234H155ZM201 233H202V231H201ZM219 233H220V232H219ZM219 233H218V234H219ZM227 233H229V232H227ZM239 233H240L239 230H237V232L234 233L235 235H233L234 237H232V240H231V242H233V244H236L235 242H237V241L239 242V240H240V236H239L240 234H239ZM16 234H20V233L18 232V233H16ZM26 234H27V233H26ZM57 234H58V233H57ZM63 234H64V233H63ZM72 234H76V233H72ZM93 234H94V233H93ZM93 234H92V235H93ZM95 234H97V233H95ZM106 234H107V233H106ZM109 234H110V233H109ZM152 234H153V233H152ZM162 234H161V236H163ZM183 234H184V233H183ZM229 234H230V233H229ZM246 234H247V233H246ZM262 234H263V233H262ZM1 235H2V233H1ZM49 235H50V234H49ZM67 235H69V234L67 233ZM111 235H112V234H111ZM114 235H116V234H114ZM122 235H123V234H122ZM135 235H136V234H135ZM141 235H142V234H141ZM174 235L177 236V237H175ZM221 235H224V234H221ZM3 236H4V235H3ZM5 236H6V235H5ZM60 236H61V235H60ZM72 236H74V235H72ZM86 236H87V235H86ZM106 236H108V235H106ZM106 236H104V237H106ZM109 236H110V235H109ZM112 236H113V235H112ZM129 236H130V235H129ZM137 236H138V235H137ZM139 236H140V234H139ZM142 236H143V235H142ZM164 236H165V235H164ZM171 236H172V235H171ZM230 236H231V235H230ZM238 236H239V237H238ZM114 237H115V236H114ZM117 237H118V236H117ZM135 237H136V236H135ZM156 237H157V236H156ZM184 237H185V236H184ZM194 237H195V236H194ZM203 237H204V236H203ZM203 237H200V238H203ZM210 237H211V236H210ZM244 237H245V236H244ZM256 237H257V236H256ZM13 238H14V237H13ZM22 238H23V236H22ZM22 238H21V239H22ZM45 238H46V237H45ZM49 238H51V237H49ZM49 238H48V239H49ZM69 238H70V237H69ZM72 238H73V237H71L70 240H72ZM77 238H78V237H77ZM86 238H88V237H86ZM94 238H95V236H94ZM94 238H93V239H94ZM99 238H100V237H99ZM140 238H141V237H140ZM143 238H145V237L143 236ZM143 238H142L141 240H144ZM173 238H174V239H173ZM219 238H220V237H219ZM0 239H1V238H0ZM2 239H3V238H2ZM15 239H16V238H15ZM59 239L61 240L60 237H59ZM59 239H58V240H59ZM63 239H64V238H63ZM89 239H90V238H89ZM91 239H92V238H91ZM111 239H112V238H111ZM113 239H114V238H113ZM115 239H116V238H115ZM118 239H119V238H118ZM123 239H125V238L123 237ZM130 239H131V237H130ZM145 239H146V238H145ZM168 239H169V238H168ZM168 239H166V240H168ZM187 239H189V238H187ZM190 239H191V238H190ZM217 239H218V238H216L215 240L217 241ZM250 239H251V238H250ZM253 239H254V238H253ZM45 240H46V239H45ZM73 240H74V241L76 240L75 237L73 238ZM73 240H72V242L75 243ZM78 240H81V239H77V241H78ZM82 240H84V239H82ZM87 240H88V239H87ZM97 240H99V239H97ZM128 240H129V239H128ZM141 240H140V241H141ZM157 240H158V239H157ZM162 240H163V239H162ZM170 240H168V241H170ZM198 240H199V238H198ZM211 240H212V239H211ZM243 240H244V239H243ZM246 240H247V239H246ZM11 241H13V239H12ZM94 241H95V240H94ZM94 241H93V242H94ZM102 241H103V240H102ZM104 241H105V240H104ZM104 241H103V243H104ZM107 241H108V240H107ZM109 241H111V240L109 239ZM112 241H113V242H116V240H112ZM125 241H127V240H125ZM133 241H134V240H133ZM136 241H137V240H136ZM144 241H145V240H144ZM150 241H151V240H150ZM5 242H6V241H5ZM91 242H92V241H91ZM96 242H97V241H96ZM99 242H100V241H99ZM131 242H132V241H131ZM134 242H135V241H134ZM138 242H139V240H138ZM142 242H143V241H142ZM147 242H148V240H147ZM161 242H162V241H161ZM161 242H160V243H161ZM177 242H178V240H177ZM192 242H193V241H192ZM195 242H196V244H198V243H197L198 241H195ZM214 242H215V241H214ZM219 242H220V240H219ZM260 242H261V241H260ZM10 243H11V242H10ZM12 243H13V242H12ZM58 243H59V242H58ZM58 243H57V245H58ZM82 243H83V242H82ZM101 243H102V242H101ZM101 243H100V245H101ZM111 243H112V242H111ZM123 243H124V242H123ZM136 243H137V242H136ZM145 243H146V242H145ZM149 243H150V242H149ZM33 244H34V243H33ZM65 244H66V243H65ZM67 244H68V242H67ZM76 244H77V243H76ZM76 244H74V246H75ZM85 244H86V243H85ZM95 244H96V243H95ZM107 244H108V243H107ZM112 244H113V243H112ZM117 244H118V242H117ZM125 244H126V243H125ZM142 244H144V243H142ZM142 244H140V245H142ZM150 244H151V243H150ZM152 244H153V243H152ZM9 245H11V244H9ZM59 245H60V244H59ZM70 245H72V244H70ZM87 245H88V244H87ZM91 245H92V244H91ZM96 245H99V244H96ZM96 245H95V246H96ZM108 245H109V244H108ZM108 245H106V247H108ZM110 245H111V244H110ZM114 245H115V244H114ZM131 245H132V244H131ZM162 245H163V244H162ZM170 245H171V244H170ZM172 245H173V244H172ZM194 245H195V244H194ZM11 246H13V245H11ZM37 246H38V245H37ZM52 246H53V245H52ZM68 246H69V244H68ZM72 246H73V245H72ZM81 246H83V245H81ZM81 246H80V247H81ZM92 246H94V245H92ZM119 246H120V245H119ZM127 246H128V245H127ZM129 246H130V244H129ZM133 246H134V247H133ZM135 246H136V247H135ZM138 246H139V245H138ZM138 246H137L136 244H133V245L130 246V247H133V248H134V251H135V250L137 249ZM150 246L152 247V245H150ZM191 246H192V245H191ZM104 247H105V246H104ZM110 247H113L114 250L116 249L115 246H110ZM130 247L127 248L128 251H129V248H130ZM141 247H142V246H141ZM146 247H149V246L146 245ZM248 247H249V246H248ZM34 248H36V247H34ZM38 248H39V247H38ZM46 248H47V247H46ZM60 248H62V246H61ZM60 248H59V249H60ZM65 248H66V247H65ZM67 248H68V247H67ZM67 248H66V249H67ZM70 248L72 249L71 246H70ZM81 248H82V247H81ZM90 248H91V247H90ZM99 248H100V247H99ZM143 248H144V246H143ZM158 248H160V247H158ZM173 248H174V247H173ZM211 248H212V247H211ZM222 248H223V247H222ZM241 248H243V247H241ZM258 248H259V247H258ZM55 249H56V248H55ZM55 249H54V251H55ZM57 249H58V248H57ZM57 249H56V251H57ZM63 249H64V248H63ZM77 249H78V247H77ZM77 249H74V250H77ZM91 249H92V248H91ZM93 249H94V247H93ZM103 249H104V248H103ZM124 249H125V248H124ZM140 249H141V248H140ZM148 249H149V248H148ZM148 249H146V250L143 249L144 251H143V253H141V255L139 254L140 256H139L137 253H135L134 255L136 256V254H137V259L140 257V259H138V260H143L142 258H144L146 255H148V254L150 253V251H149L150 249H149V250H148ZM153 249H154V248H153ZM163 249H164V246H163ZM32 250H33V249H32ZM61 250H62V249H61ZM87 250H88V247H87ZM89 250H90V249H89ZM96 250H98V248H96ZM109 250H112V249L109 248ZM137 250H138V249H137ZM137 250H136L135 252H137ZM203 250H204V249H203ZM208 250H209V249H208ZM215 250H216V248H215ZM241 250H243V249H241ZM241 250H240V251H241ZM252 250H253V249H252ZM5 251H6V250H5ZM29 251H30V250H29ZM56 251H55V253H56ZM82 251H83V250H82ZM99 251H100V250H98V252H99ZM107 251H108V250H107ZM118 251H119V250H118ZM124 251H125V250H124ZM163 251H164V250H163ZM204 251H205V250H204ZM216 251H217V250H216ZM255 251H256V250H255ZM7 252H8V251H7ZM45 252H46V251H45ZM58 252H60V251H58ZM63 252H64V251H63ZM69 252H70V251H69ZM73 252H74V251H73ZM75 252H76V251H75ZM75 252H74V254H75ZM84 252H85V251H84ZM84 252H83V253H84ZM91 252H92V251H91ZM95 252H96V251H95ZM101 252H102V251H101ZM108 252H109V251H108ZM114 252H115V251H114ZM126 252H127V251H126ZM129 252H131V251H129ZM129 252H128V254H130V256H127V255H126L127 253H126V254H125L126 256L124 255L125 259H124L123 261L126 262V264H132V263H134V262H138V264H139V261H138V260L135 261L136 258H135L134 256H133V257L131 256V254H132L133 252H132V253H129ZM138 252H142V251H139V250H138ZM175 252H176V251H175ZM250 252H251V251H250ZM252 252H253V251H252ZM2 253H3V252H2ZM16 253H17V251H15V253H13V254H16ZM55 253H54L53 250H52L50 255H51V256L54 255L55 257H56V255L59 256V253L56 254V255H55ZM66 253H67V252H66ZM115 253H116V252H115ZM159 253H160V252H159ZM159 253H158V254H159ZM166 253H167V252H166ZM205 253H206V252H205ZM214 253H216V252L214 251L213 254H214ZM19 254H20V253H19ZM19 254L16 255V256H17V257L20 256ZM87 254H88V251H87ZM119 254H120V253H119ZM123 254H124V253H123ZM168 254H170L169 251H168ZM168 254H165V255H168ZM229 254H230V253H229ZM231 254H232V253H231ZM22 255H23V254H22ZM22 255H21V256H22ZM37 255H38V254H37ZM75 255H76V254H75ZM78 255H79V254H77V256H78ZM83 255H85V253H84ZM97 255H98V254H97ZM102 255H103V254H102ZM151 255H152V254H151ZM153 255H154V254H153ZM218 255H219V253H218ZM250 255H251V254H250ZM16 256H15L14 258H12L11 256H10V257H9V256L6 257V259H5L4 262H5L6 264H13V263L16 264L15 262H17V264H18V262H21L22 260H24V259L19 258V257L16 258ZM24 256H26V255H24ZM24 256H23V258H25ZM42 256H43V257H40V260H41L42 263H43V262H45L44 259H43V258H45V257H44V255H42ZM71 256H72V255H71ZM112 256H113V255H112ZM115 256H116V255H115ZM115 256H114V257H115ZM117 256H118V254H117ZM138 256H139V257H138ZM148 256H149V255H148ZM158 256H159V255H158ZM160 256H162V254H160ZM212 256H213V255H212ZM28 257H29V256H28ZM59 257H60V256H59ZM89 257H90V256H88L87 258H85V260H87ZM102 257H103V256H101V258H102ZM119 257H120V255H119ZM162 257H165V256H162ZM203 257H204V256H203ZM209 257H210V255H209ZM233 257H234V256H233ZM256 257H258V259H261V260L264 259V248H263V249H259V251L257 252ZM15 258H16L17 260H19V261H16ZM30 258H31V257H30ZM33 258H34V260H37V258H35V257H33ZM41 258H42V259H41ZM67 258H68V257H67ZM78 258H79V256H78ZM78 258H75V259L77 260ZM83 258H84V256H83ZM146 258H148V257H146ZM166 258L168 259V257H166ZM181 258H182V257H181ZM191 258H192V257H191ZM221 258H223V257H221ZM26 259H28L27 256H26ZM26 259H25V260H26ZM65 259H66V258H65ZM70 259H71V258H70ZM117 259H118V258H117ZM120 259H121V261H122V258H120ZM177 259H178V258H177ZM183 259H184V258H183ZM188 259H189V258H188ZM192 259H193V258H192ZM213 259H214V258H213ZM217 259H218V258H217ZM13 260H14V261H13ZM29 260H30V259H29ZM40 260H38V262L35 261V262H37L36 264H38V263L41 264V261H40ZM52 260H53V259H52ZM85 260H84V262H85ZM91 260H92V259L90 258V259H89V262H88L89 264L91 263V262H90ZM168 260H170V258H169ZM168 260H166V261H168ZM178 260H179V259H178ZM190 260H191V259H190ZM193 260H194V259H193ZM209 260H210V259H209ZM209 260H208V261H209ZM250 260H251V259H250ZM31 261H32V260H31ZM39 261H40V262H39ZM72 261H73V260H71V262H72ZM74 261H75V260H74ZM79 261H80V260H79ZM87 261H88V260H87ZM94 261H96V260L94 259ZM171 261H172V258H171ZM179 261H180V260H179ZM204 261H205V260H204ZM218 261H219V260H218ZM253 261H254V258H253ZM29 262H30V261H29ZM35 262H34V263H35ZM53 262H54V261H53ZM60 262H61V261H60ZM62 262H63V260H62ZM71 262H69V264H70ZM75 262H76V261H75ZM101 262H102V261H101ZM187 262H189V261H187ZM192 262H193V261H192ZM202 262H203V261H202ZM246 262H248V261H246ZM24 263H26V262H24ZM31 263H32V262H31ZM55 263H56V262H55ZM79 263H81V262H79ZM82 263H83V262H82ZM92 263H93V261H92ZM96 263H97V262H96ZM168 263H169V262H167V263H165V264H168ZM170 263H172V262H170ZM173 263H174V262H173ZM177 263H179V262H177ZM181 263H183V262L181 261ZM212 263H214V262H212ZM255 263H256V262H255ZM26 264H28V263H26ZM29 264H30V263H29ZM43 264H44V263H43ZM73 264H74V262H73ZM83 264H84V263H83ZM85 264H87V262H86ZM94 264H95V262H94ZM97 264H98V263H97ZM175 264H176V263H175ZM186 264H187V263H186ZM204 264H205V263H204ZM210 264H211V263H210ZM219 264H220V262H219ZM225 264H226V263H225Z\"/></svg>",
  "mask_w": 264,
  "mask_h": 264
}]
</instances>
